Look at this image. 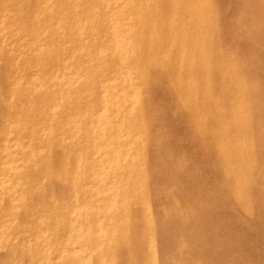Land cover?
I'll use <instances>...</instances> for the list:
<instances>
[{"label":"bare ground","instance_id":"bare-ground-1","mask_svg":"<svg viewBox=\"0 0 264 264\" xmlns=\"http://www.w3.org/2000/svg\"><path fill=\"white\" fill-rule=\"evenodd\" d=\"M210 1V0H209ZM214 2V0H212ZM216 1V0H215ZM248 1V0H247ZM222 2V1H221ZM219 0V4L221 3ZM233 2V1H231ZM240 2V0L238 1ZM243 3H245V1H242ZM251 2V1H250ZM211 3V1H210ZM237 3V2H236ZM241 3V2H240ZM248 3V2H247ZM252 3V2H251ZM218 4L219 7L220 5ZM222 4V3H221ZM253 4V3H252ZM232 5V4H231ZM235 5V3H234ZM237 5V4H236ZM249 5V4H248ZM206 6V5H205ZM224 6V5H223ZM240 6V5H239ZM210 7V6H209ZM213 7V6H212ZM244 7V5H243ZM242 7V8H243ZM245 7H248L245 5ZM244 7V9H245ZM254 7V6H253ZM221 8V6H220ZM229 8V7H228ZM252 8V7H251ZM214 9V7H213ZM227 9V8H226ZM240 9V8H239ZM254 9V8H253ZM251 9V10H253ZM247 10V9H246ZM259 10V8H258ZM231 11V10H230ZM240 12V10H239ZM243 12V11H242ZM250 12V11H249ZM238 13V12H237ZM244 13V12H243ZM259 13V12H258ZM209 14V13H208ZM217 14V11H216ZM240 14V13H239ZM252 14V13H251ZM257 14V13H256ZM207 15V14H206ZM204 13V9L201 5V0H0V55L5 53H9L11 55H13V57H15L13 60L19 63L20 60L24 61V67H22V69L25 70V74H23L24 76L26 75V80L25 82H23V80L21 81L20 76L18 74H14V76H10L7 75L6 78L8 76H10L9 78H11L10 81V86L7 83L8 87L7 90H10V94L7 96L6 92H4V88L3 85L5 86L6 84L4 83L2 85V90L3 91L2 95H5L7 97V100L9 98L10 102L12 100H16L21 98L22 101L25 100L26 102V107L24 111L25 115L27 116V123L24 125H20L17 124L16 127L17 128H21L22 126H26L27 130L30 133V145L33 147V149L31 150L32 156H36L37 155H41L45 160V165L47 164L48 160H53V151L58 150L60 151V160L62 161L61 166H63V170L61 172H59V174L57 175L58 179L65 183V179L67 178L66 181V192L68 190V195H69V199L68 202H62L59 197V203L62 202V204L60 205H56L58 206V210L60 211L59 215H63L62 211L65 213L64 215H66V217L68 218L69 221V225H70V233H67L68 236L65 237L63 242L66 244V246H62V244L59 246V248L57 249V255L55 254V252L53 253L54 255H56L55 259H56V263L57 264H62V259L66 256L67 253L70 252L69 256L70 259L72 260L70 262V264H113L114 261L113 259H110L109 262L106 259V254L109 253H118L120 251V249H123L125 247V244L122 245V248H120L119 243L121 242L120 240L123 238V234H125V232L127 233V230L125 231L126 227H125V223L128 220L127 217V213L129 212L130 209H134L136 208V211H140L139 213H143V211L146 213L147 210V195H148V183H149V177L147 173V167L145 164L142 163L143 159V151L141 152L140 148L138 149L137 147L140 145V138L139 135H134V131L136 130H143V125H140L139 122V118H137L134 114L136 113L137 108H139L138 106V98L139 95H142L140 93L141 88L143 87V83L145 80V74L144 73H140V71L144 68V70L146 69L147 66H158V62L160 61H164L165 58L167 57L168 53L171 51V49L174 47V45L176 44L177 37L180 39V43L176 44L180 47L179 51L176 53H180L181 51L185 50H191L189 49L190 44H191V39L192 36H200V38L198 39L200 41L201 36H212V38L214 36H222V31L220 32L219 27L222 26L219 23L215 24L213 23L210 19H208ZM236 15V14H235ZM233 15V18L238 17ZM241 15V14H240ZM239 15V16H240ZM210 16V15H209ZM213 16H214V12H213ZM219 16V15H218ZM211 17V16H210ZM221 17V16H220ZM213 18V17H212ZM216 18V17H215ZM240 18V17H238ZM246 18V17H244ZM248 18V16H247ZM221 19V18H220ZM223 19V18H222ZM226 20V18H224ZM243 19V18H242ZM249 19V18H248ZM254 20V18H253ZM216 20H214L215 22ZM224 21V20H223ZM221 21L220 23L222 24ZM238 21V20H236ZM247 21V19H246ZM225 22V21H224ZM227 22V20H226ZM232 22V21H231ZM217 23V22H216ZM253 23V22H252ZM256 23V22H255ZM225 24V23H224ZM233 24V23H230ZM230 24L227 25L226 28H229ZM239 24V23H238ZM241 24V23H240ZM229 26V27H228ZM261 26V25H260ZM236 27V26H235ZM264 27V25H263ZM222 28H224L222 26ZM235 29V28H232ZM254 29V27H253ZM253 29H251L252 31H254ZM222 30V29H221ZM231 28L228 30L230 31ZM261 30V29H260ZM242 32V31H240ZM251 32V31H250ZM256 32V31H255ZM253 32V33H255ZM232 33V31H231ZM252 33V35H253ZM257 33V32H256ZM227 34V33H226ZM225 36H228V34ZM230 34V33H229ZM235 34V32H234ZM258 34V33H257ZM260 34V33H259ZM232 35V34H230ZM247 35V34H246ZM249 35V33H248ZM247 35V36H248ZM255 35V34H254ZM160 36H166L165 40H167L166 42H164L163 44H158L159 37ZM224 36V37H225ZM235 36V35H234ZM237 36V35H236ZM246 36V37H247ZM251 35H249L248 38H250ZM261 36V35H260ZM161 37V38H162ZM195 38V37H194ZM216 38V37H215ZM214 38V39H215ZM221 38V37H220ZM231 38V37H230ZM233 38V37H232ZM247 38V39H248ZM214 39H211L214 41ZM217 39V38H216ZM226 41L227 38L225 37ZM223 38V41L225 40ZM241 39V38H240ZM253 39V38H252ZM221 40V39H220ZM234 40V39H233ZM243 40L246 42L245 38H243ZM255 40V39H254ZM198 42V45H201V43ZM222 40L220 42H223ZM231 41V40H230ZM235 41H237L235 39ZM232 41V42H235ZM253 41V40H248V42ZM258 41V40H257ZM163 42V40H162ZM228 42V41H227ZM240 42V41H239ZM256 42V41H255ZM155 43V45H154ZM215 43V42H214ZM216 43L217 40H216ZM244 43V42H242ZM253 43V42H252ZM210 44V43H209ZM240 44V43H239ZM239 44H235L236 46ZM248 44V43H247ZM246 44V45H247ZM250 44V43H249ZM255 44V43H254ZM263 44V43H262ZM197 45V46H198ZM212 45V43L210 44V46ZM216 44H214L215 46ZM221 44H218L217 46H219ZM225 45V43H224ZM223 45V46H224ZM245 46V44H243ZM251 45V44H250ZM249 45V46H250ZM209 46V47H210ZM222 46V45H221ZM232 46V44L230 45ZM247 46V47H249ZM253 46V45H252ZM251 46V47H252ZM264 46V45H263ZM161 47V48H159ZM176 47V46H175ZM177 47V49L179 48ZM235 47V46H234ZM191 48V47H190ZM198 48V47H197ZM204 48V47H203ZM216 48V46L214 47ZM218 48V47H217ZM229 49V47H226ZM233 48V47H231ZM238 48V47H237ZM246 48V47H244ZM242 48L243 50H246ZM176 49V48H175ZM201 48H199L198 50H200ZM210 49V48H209ZM213 50V47L211 48ZM210 49V50H211ZM221 49V47H220ZM225 49V48H224ZM241 49V48H240ZM237 49V50H240ZM158 50V51H157ZM197 50V51H198ZM211 50V51H212ZM236 50V49H235ZM195 50L192 49V53ZM143 52H145L147 54V56H145V59L142 60V58L140 56H143ZM190 52V51H188ZM218 52L219 49H218ZM224 51H222L223 53ZM246 52V51H245ZM253 52V51H252ZM250 52V53H252ZM187 53V52H186ZM191 53V52H190ZM188 53V54H190ZM201 53V50H200ZM208 53V52H207ZM214 53V50H213ZM217 53V52H216ZM216 53H214V55L217 57L220 53H218V55H216ZM227 53V52H226ZM233 53V51H232ZM231 53L232 56H234ZM238 52H236L235 54H237ZM240 53V52H239ZM242 53V52H241ZM238 54V55H241ZM254 53V52H253ZM7 54V55H9ZM182 54V53H181ZM198 54V53H197ZM259 54V53H258ZM7 55H4L7 56ZM178 55V54H177ZM187 55V54H186ZM196 55V54H193ZM204 55V54H202ZM201 55V56H202ZM224 55V54H223ZM238 55H236L238 57ZM245 55V54H244ZM176 56V55H175ZM189 56V55H187ZM199 56V55H198ZM198 56H196V58H198ZM199 56V57H201ZM210 56V55H209ZM220 56H222L220 54ZM230 56V55H227ZM247 56V55H246ZM251 56V55H250ZM249 56V57H250ZM257 56V55H255ZM3 57V58H4ZM8 57V56H7ZM5 57V59L7 58ZM139 57V59H138ZM211 57V56H210ZM209 57V58H210ZM214 57V56H213ZM211 57V58H213ZM223 57V56H222ZM245 57V56H244ZM2 58V57H1ZM2 58V59H3ZM11 58V56H9V59ZM160 58V59H159ZM208 58V57H207ZM208 58V60H209ZM218 58V57H217ZM216 58V59H217ZM226 58V57H225ZM224 58V59H225ZM228 58V57H227ZM230 58L232 59V57L230 56ZM243 58V57H241ZM246 58V57H245ZM177 59V61H176ZM175 59V61L178 63V65L181 67V65L185 62H191L193 60V56H191L188 60L185 58V55H179V57L177 56V58ZM200 60V58H198ZM204 59V57H203ZM223 59V60H224ZM238 59V58H237ZM248 59V57H247ZM256 59V58H255ZM174 60V59H173ZM172 60V61H173ZM199 60H196L198 62H200ZM219 60V58H218ZM228 60V59H227ZM236 60V58H235ZM245 60V59H244ZM262 59H260L261 61ZM8 61V59H7ZM195 61V62H196ZM206 61V60H204ZM212 61H214L212 59ZM226 61V60H225ZM224 61V62H225ZM231 61V60H230ZM233 61V59H232ZM242 61V59H241ZM10 62V61H9ZM12 62V61H11ZM10 62V63H11ZM193 62V61H192ZM2 63V61H1ZM17 63V65H18ZM23 62H21L22 64ZM197 63V62H196ZM211 63V62H210ZM222 62H220L221 64ZM232 63V62H231ZM234 63V62H233ZM3 64H7V63H2L0 64L1 66V72L3 71V73L5 74L4 69H2V66L5 67V65ZM20 64V63H19ZM20 64V65H21ZM173 64V62H172ZM198 64V63H197ZM203 65V62L200 63ZM215 64V63H214ZM218 64V61L216 62V66ZM219 64V65H220ZM161 65V63H160ZM160 65L158 67H160ZM260 66L262 64H259ZM10 66V65H9ZM13 66H16L13 65ZM156 66V67H157ZM201 66V65H200ZM232 66V65H231ZM253 66V65H252ZM6 71L10 69H8V65H6ZM19 67V66H17ZM155 67V68H156ZM170 67L173 68V66L171 65ZM206 67V66H205ZM213 68V65L211 66ZM242 67V66H241ZM21 68V67H20ZM154 68V67H153ZM152 68V69H153ZM193 68V67H192ZM196 68V67H195ZM204 68V67H203ZM211 68V69H212ZM216 68V67H215ZM228 68V67H227ZM250 70L251 67L249 66ZM157 69V68H156ZM177 69V68H176ZM202 69V68H201ZM231 69V68H230ZM158 70V69H157ZM175 70V69H172ZM206 70V69H205ZM204 70V71H205ZM227 70V69H226ZM229 70V68H228ZM249 70V69H248ZM249 70V72H250ZM254 70V69H253ZM262 70V69H260ZM11 71V70H10ZM15 71H17V68H13L12 69V73H15ZM18 71H21V69H18ZM193 71V69H192ZM203 71V70H202ZM216 71V70H215ZM246 71V70H245ZM0 72V73H1ZM248 72V71H247ZM261 72V71H260ZM9 73V72H8ZM18 73V72H17ZM24 73V72H23ZM175 73V72H173ZM205 73V72H204ZM214 73V72H213ZM230 73V72H229ZM234 73V72H233ZM244 72H242V76ZM259 73V72H257ZM2 74V73H1ZM0 74V75H1ZM3 74V76H0V80H4L1 79L3 78L5 75ZM11 74V73H9ZM22 74V73H19ZM152 74V73H151ZM206 74V73H205ZM220 74V73H219ZM227 74V72H226ZM231 74V73H230ZM154 75V74H153ZM157 75V74H156ZM163 75V74H161ZM201 75V74H200ZM214 75V74H212ZM216 75H218L216 73ZM229 75V74H227ZM251 75V74H250ZM215 76V75H214ZM226 76V75H225ZM236 76V74H235ZM239 76V75H238ZM241 76V75H240ZM154 76L151 77V79ZM159 77V76H158ZM161 77V76H160ZM202 77V76H201ZM227 77V76H226ZM225 77V78H226ZM229 77V76H228ZM231 77V76H230ZM246 77V76H245ZM244 77V78H245ZM259 77V76H258ZM257 77V78H258ZM164 77H161V80ZM195 78V77H194ZM232 78V77H231ZM23 79V78H22ZM160 79V78H159ZM158 79V80H159ZM196 79V78H195ZM214 79V78H213ZM219 79V78H218ZM229 79V78H228ZM235 79H237V77H235ZM241 79V77H240ZM246 79V78H245ZM244 79V80H245ZM251 79V78H250ZM254 79V77H253ZM251 79V80H253ZM256 79V77H255ZM264 78H262L261 80H263ZM149 80V79H147ZM156 80V79H155ZM165 80V79H164ZM170 80V79H169ZM206 80V79H205ZM217 80V79H216ZM232 80V79H229ZM239 80V79H238ZM249 80V79H248ZM251 80L249 82H251ZM153 81V80H152ZM167 81V80H166ZM165 81V82H166ZM185 81V80H184ZM183 81V82H184ZM218 81V80H217ZM226 81H228L226 79ZM234 81V80H233ZM232 81V82H233ZM259 81V79H258ZM7 82V80H6ZM155 82V81H154ZM159 82H161V84L163 85L162 81H158L157 84H159ZM176 82V81H175ZM229 82V81H228ZM231 82V81H230ZM231 82V83H232ZM255 82V80H254ZM257 82V81H256ZM264 82V80H263ZM1 83V82H0ZM3 83V81H2ZM153 83V82H152ZM155 83V84H156ZM168 83V82H167ZM217 83V82H216ZM234 83V82H233ZM237 82H235L236 84ZM244 85L246 84V81L243 82ZM248 83V82H247ZM154 84V83H153ZM152 84V85H153ZM160 84V85H161ZM165 84V83H164ZM169 84V83H168ZM171 84V83H170ZM173 84V83H172ZM219 84V82H218ZM226 84V83H225ZM238 84V83H237ZM239 84L241 85L242 83L239 80ZM238 84V85H239ZM252 84V82H251ZM254 84V83H253ZM258 84V82H257ZM260 84V83H259ZM258 84V85H259ZM150 85V84H149ZM150 85V87L152 86ZM166 85V84H165ZM221 85H224L223 83ZM228 85V83H227ZM232 85V84H231ZM239 85V87H240ZM200 86V85H199ZM213 86V85H212ZM226 86V85H225ZM237 88L238 86L235 85ZM243 86V85H242ZM247 86V84H246ZM256 86V84H255ZM263 86V85H260ZM160 87V86H159ZM172 87V86H171ZM170 87V88H171ZM174 87V86H173ZM217 87V85H216ZM228 87V86H226ZM225 87V88H226ZM248 87V86H247ZM250 87V86H249ZM248 87V88H249ZM251 87H254L251 86ZM218 88V87H217ZM224 88V87H223ZM229 88V87H228ZM227 88V90H228ZM261 88V87H259ZM258 88V89H259ZM159 89V88H156ZM167 89V88H166ZM203 89V88H201ZM219 89V88H218ZM236 89V88H235ZM234 89V90H235ZM240 90V88H238ZM243 89L245 90V87L243 86ZM241 89V90H243ZM251 89V88H249ZM254 89V88H253ZM251 89V90H253ZM256 89V88H255ZM6 90V91H7ZM204 90V89H203ZM202 90V91H203ZM223 91V89H221ZM237 90V89H236ZM240 90V91H241ZM262 90V89H261ZM7 91V93H8ZM152 91V90H151ZM150 91V94H151ZM171 91V90H170ZM200 90V92H202ZM219 91V90H218ZM225 91V90H224ZM223 91V93H224ZM229 91V90H228ZM254 91V90H253ZM257 91V89H256ZM214 92V91H213ZM227 92V91H226ZM230 92V91H229ZM237 92V91H236ZM242 92V91H241ZM239 92L238 95H241ZM258 92V91H257ZM257 92H255L257 94ZM261 92V91H260ZM263 92V91H262ZM154 93V92H153ZM173 93V92H172ZM231 93V92H230ZM228 93V94H230ZM234 93V91L232 92ZM231 93V96H232ZM245 93V91L243 92ZM249 93V92H248ZM204 93H202L203 96ZM222 94V92H221ZM227 94V95H228ZM259 94V93H258ZM262 94V93H260ZM259 94V95H260ZM176 95V94H174ZM173 95V96H174ZM217 95V94H215ZM220 95V94H219ZM251 95V94H250ZM248 95V96H250ZM150 96V95H149ZM152 96V95H151ZM172 96V94H171ZM201 96V95H200ZM231 96L229 98H231ZM258 96V95H257ZM264 96V94L262 95ZM145 97V96H144ZM153 97V96H152ZM151 97V98H152ZM157 97V96H156ZM180 97V96H179ZM178 97V98H179ZM223 97V95H222ZM253 97V96H252ZM251 97V98H252ZM256 97V95L254 96V98ZM260 96H258L259 98ZM5 98H0L1 99V103L2 100ZM24 98V100L22 99ZM146 98V97H145ZM149 98V97H148ZM218 98V96H217ZM216 98V99H217ZM220 98V96H219ZM234 98H236L234 96ZM239 97L237 96V100H240L238 102L239 105H237L236 110L239 111V116L240 118V127H242V129H246L247 125V134L245 131L244 134H239V138L238 140H236V142H234L235 144V148H238L240 150H242L241 152H239V157L237 156L236 161L230 163L228 161L225 162L226 167L232 168L233 170H238L237 173V177L235 178V188L233 189V194L235 196V198L240 197V193H242V186L244 185V183L250 181L251 186H253L254 188V193L256 192V190L259 188V183L260 180L263 179L261 178V175L263 176L262 172L260 170V163L262 161V159L260 158V155H262L264 153V144L261 145L262 143H260V135L256 134V131L254 129L255 123L257 125H261V127H264V121L261 124H258L257 122H255V116L253 115V113L251 114V111L253 112V110L255 109V106H252V110L250 111V115L247 113L246 116V110L248 111L249 108H246V110L244 109V106L246 105L245 102H243L244 98L238 99ZM261 98V97H260ZM225 99V98H222ZM227 99V98H226ZM250 98H248L247 100H249ZM253 99V98H252ZM20 100V101H21ZM172 100V98H171ZM177 100V97H176ZM213 100V98H212ZM215 100V99H214ZM218 102L221 99H217ZM229 100V99H228ZM231 100V99H230ZM234 100V99H233ZM246 99L244 101H247ZM254 100V99H253ZM256 100V99H255ZM254 100V101H255ZM259 100V99H258ZM257 100V101H258ZM18 101V100H17ZM19 101V102H20ZM146 101L147 98H146ZM151 101V100H149ZM153 101V100H152ZM227 101V100H226ZM225 101V102H226ZM256 101V102H257ZM25 102H23L24 106H25ZM174 102V101H173ZM181 102V101H180ZM222 102V100H221ZM220 102V103H221ZM229 102V101H227ZM231 102V101H230ZM249 102V101H248ZM247 102V104H248ZM251 102V100H250ZM259 102V101H258ZM263 102V101H262ZM7 103V102H6ZM145 103V102H143ZM147 104L150 102H146ZM152 103V102H151ZM178 105H182L179 104V101L177 102ZM220 103L218 105H220ZM245 103V104H244ZM264 103V102H263ZM13 104V103H12ZM21 104V103H19ZM208 104V103H207ZM223 104V102H222ZM228 104V103H227ZM230 104V103H229ZM252 104V103H250ZM261 104V103H260ZM8 105V104H7ZM11 105V104H10ZM22 105V104H21ZM20 105V106H21ZM144 105V104H143ZM158 105V104H157ZM216 105V104H215ZM234 105V103H233ZM9 106V105H8ZM151 106V105H150ZM154 105H152L151 109L156 107H153ZM156 106V105H155ZM250 106V105H249ZM261 106V105H260ZM4 108L6 106H3ZM145 107H149L146 106ZM214 107V106H213ZM221 108V106H219ZM227 107V105H226ZM232 107V105L230 106ZM248 107V106H247ZM264 107V106H263ZM2 108V107H1ZM0 108V109H1ZM8 108V107H7ZM23 108V107H22ZM223 108V107H222ZM235 108L234 106L232 107V109ZM251 108V107H250ZM260 108V107H259ZM12 109V108H11ZM15 109V107H14ZM150 109V110H151ZM154 109V110H155ZM171 109V107H170ZM176 109V107H175ZM174 109L173 112H175L174 114L177 115L176 110ZM179 109V108H178ZM262 109V108H261ZM6 110V109H5ZM148 110V109H146ZM212 110V108H211ZM215 110V108L213 109ZM230 110V109H229ZM228 110V111H229ZM234 110V109H233ZM232 110V111H233ZM235 110V111H236ZM245 110V111H244ZM260 110V109H259ZM7 111V110H6ZM149 111V110H148ZM152 111V110H151ZM157 111V110H156ZM155 111V112H156ZM160 111V110H159ZM181 111V110H180ZM178 111V112H180ZM221 111V110H220ZM231 111V112H232ZM255 111V110H254ZM262 111V110H260ZM11 112H14L11 111ZM10 112V114H11ZM16 112H18L16 110ZM153 112V111H152ZM152 112L149 115H152ZM172 112V113H173ZM184 112V111H183ZM210 113V111H208ZM224 112V111H222ZM9 113V112H8ZM7 113V114H8ZM62 113L63 115V119L59 118V114ZM148 113V112H147ZM157 113V112H156ZM160 113V112H159ZM216 113V112H215ZM6 114V112H5ZM6 114V115H7ZM18 114V113H17ZM137 114V113H136ZM186 114V113H183ZM182 112L180 113V115H183ZM213 114V112H212ZM226 114V112H225ZM228 114V113H227ZM230 114V113H229ZM254 114L256 115V113L254 112ZM258 114V112H257ZM6 115L4 116L5 119L9 120V118H13V116L16 115H10L6 118ZM9 115V114H8ZM135 116L132 120L131 123L128 122V118L130 119L132 116ZM156 115V114H155ZM174 115V116H176ZM179 115V114H178ZM214 115V114H213ZM211 115V116H213ZM249 115V118H248ZM260 115L263 116V114H258V117H260ZM153 116V115H152ZM162 116V115H161ZM158 117V118H161ZM184 116V115H183ZM20 117V116H19ZM22 117V116H21ZM151 117V116H150ZM149 117V118H150ZM154 117V116H153ZM152 119H157V117ZM192 117V116H190ZM189 117V118H190ZM17 118V117H16ZM15 118V120H16ZM188 118V119H189ZM201 119L202 117H197V119ZM209 118V117H208ZM263 118V117H262ZM25 119V118H24ZM151 118L149 120H152ZM164 119V118H162ZM183 119V118H182ZM185 119V118H184ZM214 119V117H213ZM259 119V118H258ZM6 120V121H7ZM23 120V118H22ZM186 120V119H185ZM191 120V118H190ZM248 120V122H247ZM263 120V119H261ZM18 121V120H17ZM156 122L157 125V121L158 120H154ZM152 121V123L154 122ZM168 121V120H167ZM187 121V120H186ZM191 121H195V120H191ZM190 121V122H191ZM258 121V120H257ZM4 121H2L1 125L3 124ZM19 122H20V118H19ZM25 122V121H24ZM150 123V121H148ZM147 122V123H148ZM154 122V123H155ZM160 122V121H159ZM158 122V123H159ZM162 122V121H161ZM169 122V121H168ZM180 122V121H179ZM216 122V121H213ZM10 124V122H8ZM152 123H150V125H152ZM187 123V122H186ZM209 123H211L209 121ZM5 124V123H4ZM8 124V125H9ZM161 124V123H160ZM159 124V125H160ZM194 124V123H193ZM213 124V123H212ZM216 124V123H215ZM7 125V123H6ZM5 125V126H6ZM11 125V124H10ZM9 125V126H10ZM147 125V124H146ZM155 125V126H156ZM184 125H188L184 124ZM190 125V126H189ZM188 127L191 129V124H189ZM210 125V124H209ZM208 125V126H209ZM229 125V124H228ZM12 126V125H11ZM14 126V125H13ZM149 126V124H148ZM166 125H164V129ZM169 126V125H168ZM171 126V125H170ZM211 126V125H210ZM209 126V127H210ZM214 126V125H213ZM212 126V127H213ZM219 126H221L219 124ZM13 129L14 131L16 130ZM147 127V126H146ZM167 127V126H166ZM176 127V126H175ZM193 127V125H192ZM216 127H218L216 125ZM236 127V125H235ZM257 127V126H256ZM8 128V127H5ZM25 128V127H24ZM22 128V129H24ZM154 128V127H153ZM211 128V127H210ZM214 128V127H213ZM222 128V127H221ZM220 128V129H221ZM231 128V127H230ZM149 129V127H148ZM152 130V127L151 129ZM155 130L157 129L158 131V125L157 127L154 128ZM153 129V130H154ZM168 129V127H167ZM223 129V128H222ZM232 130H234L233 128H231ZM237 129V128H236ZM239 129V128H238ZM261 129V128H260ZM3 130V129H2ZM21 130V129H20ZM19 130V131H20ZM154 130V131H155ZM160 130V127H159ZM162 130V129H161ZM169 130H172L171 128ZM217 130V129H216ZM259 130V129H258ZM5 131V130H4ZM7 131V130H6ZM5 131V132H6ZM10 129H8L9 133ZM17 130V132H19ZM26 131V130H25ZM24 131V132H25ZM196 131H199L198 129H196ZM215 131V130H214ZM262 131L264 132V129H262ZM259 133L261 134V137L264 140V133L263 132ZM3 133L4 135L6 133ZM12 132V131H11ZM22 132V131H21ZM164 132L161 131V133ZM172 133V131H170ZM186 132V131H185ZM211 132V131H210ZM234 133L236 132L235 130L233 131ZM160 134V132H158ZM165 133H169V132H165ZM165 133H162L161 135H165ZM218 133L217 132H214ZM220 133V131H219ZM24 134V133H22ZM149 134V132H148ZM158 134V135H159ZM213 134V135H214ZM225 134V133H224ZM229 134V132H228ZM2 135V136H4ZM7 135V134H6ZM17 135V134H16ZM15 135V136H16ZM25 135V134H24ZM151 135V134H149ZM157 135V134H155ZM157 135V136H158ZM160 135V136H161ZM169 135V134H166ZM165 135V136H166ZM173 136V134H171ZM197 135V134H196ZM202 135V134H201ZM219 136V134H217ZM232 135V133H231ZM236 135V134H235ZM29 136V135H28ZM165 136L163 139H165ZM200 136V135H199ZM197 136V137H199ZM238 136V135H237ZM14 137V136H13ZM26 137V136H25ZM24 137V138H25ZM155 137V136H154ZM159 137V136H158ZM171 137V136H170ZM183 137V136H182ZM195 137V136H194ZM216 137V135H215ZM228 137V136H227ZM3 138V137H2ZM1 138V139H2ZM6 138V137H5ZM157 138V137H156ZM155 138V140H156ZM160 138V139H159ZM159 141H162V137H159ZM169 138V136H168ZM175 138V137H174ZM173 138V139H174ZM231 138V137H228ZM152 139V138H150ZM158 139L155 142H159ZM162 139V140H161ZM167 139V138H166ZM201 140V138H199ZM213 139V138H212ZM259 143H258V140ZM11 140V138H10ZM231 140V139H230ZM24 141V140H23ZM27 141V140H25ZM29 141V140H28ZM212 141V140H211ZM232 141V140H231ZM1 142V141H0ZM16 142V141H15ZM18 142V141H17ZM163 142V141H162ZM164 142H167V140H165ZM204 142V141H201ZM200 142V143H201ZM214 142V141H213ZM5 143V142H4ZM29 143V142H28ZM152 143V142H151ZM150 143V147H152ZM154 143V142H153ZM264 143V142H263ZM6 144V143H5ZM14 144V143H12ZM155 144V143H154ZM158 144V143H156ZM155 144V145H156ZM172 144V143H171ZM212 144V143H211ZM228 144V143H226ZM3 145V142H2ZM10 145V144H8ZM15 145V144H14ZM159 145V144H158ZM158 145L156 146V148H159ZM202 145V143L200 144V146ZM214 145V144H213ZM212 145V146H213ZM233 145V144H232ZM1 146V145H0ZM29 146V145H28ZM171 146V145H170ZM211 146V145H210ZM165 147V146H164ZM174 147V144H173ZM7 150V147H5ZM3 146H1L0 149H4ZM154 148V146L152 147ZM163 147H160V149ZM167 148V147H165ZM172 148V147H171ZM171 148L169 150H171ZM177 147L175 146V149ZM205 148V147H204ZM208 148V147H207ZM14 149V148H13ZM18 149V148H17ZM20 149V148H19ZM142 149V148H141ZM148 149V148H147ZM155 149V148H154ZM203 149V148H202ZM206 149V148H205ZM210 149V148H209ZM208 149V150H209ZM9 150V149H8ZM174 150V149H173ZM179 150V149H178ZM207 150V149H206ZM207 150V151H208ZM213 150V149H212ZM228 150V149H227ZM3 152V150H0V152ZM16 151V150H14ZM153 151V150H152ZM157 152V150H155ZM153 151V152H155ZM168 151V150H167ZM196 151V150H195ZM204 151V150H203ZM8 153V151H6ZM4 151V154H2L1 156L5 155L6 153ZM148 152V151H147ZM150 152V151H149ZM152 152V153H153ZM155 152V153H156ZM159 152V151H158ZM173 152V151H171ZM215 151L213 150V153ZM228 152V151H227ZM51 153V154H50ZM55 153V152H54ZM151 153V154H152ZM155 153L153 154V156L155 155ZM205 153V152H203ZM207 153V152H206ZM218 153V151H217ZM235 153V151H234ZM261 153V154H260ZM158 154V153H157ZM167 154V153H165ZM7 155V154H6ZM12 155V154H11ZM55 155V154H54ZM170 155V153H169ZM167 155V156H169ZM173 155V154H171ZM179 155V154H178ZM212 155V153H211ZM210 155V156H211ZM217 155V154H216ZM220 155V154H218ZM217 155V156H218ZM0 156V157H1ZM30 157V159H33V157ZM150 157L152 155H149ZM161 155H159L160 157ZM174 156V155H173ZM196 156V155H194ZM208 156V155H207ZM215 156V155H213ZM215 156V157H217ZM5 157V156H4ZM13 157V156H12ZM158 157V158H159ZM163 157V156H162ZM264 157V156H263ZM262 157V158H263ZM2 158V157H1ZM15 158V157H14ZM20 158V157H19ZM57 158V157H56ZM55 158V159H56ZM155 158H157L155 156ZM165 158V157H164ZM164 158L162 160H164ZM181 157H179L180 159ZM212 158V156H211ZM214 158V157H213ZM233 158V157H232ZM11 159V158H9ZM8 159V160H9ZM37 159V158H36ZM39 159H41L39 157ZM154 159V158H153ZM173 159V158H172ZM176 160H178L176 157L174 158ZM196 159V158H195ZM195 159H193L195 161ZM204 159V158H203ZM227 159V158H226ZM235 159V158H234ZM233 159V160H234ZM16 160V159H15ZM147 160V159H146ZM156 162H154L153 160V165H155L157 163L158 159H155ZM161 160V158L159 159V161ZM220 161V159H217ZM1 161V160H0ZM150 161V160H149ZM175 161V160H174ZM186 160H184L185 162ZM216 161V160H215ZM7 162V161H6ZM11 162V161H9ZM14 162V161H13ZM20 162V161H19ZM57 162L56 165H60L58 164V162L60 161H55ZM137 162V164H136ZM163 162V161H161ZM169 162V161H168ZM172 162V161H171ZM183 162V163H184ZM212 162V160H211ZM217 162V161H216ZM2 163V161L0 162ZM5 163V162H4ZM23 163V162H22ZM25 163V162H24ZM23 163V164H24ZM30 163V162H29ZM54 163V162H53ZM152 163V162H149ZM178 163V162H177ZM186 163V162H185ZM189 163H192L191 161ZM213 163V162H212ZM21 164V162L19 163V165ZM27 166L29 165L28 163ZM34 164V163H33ZM32 164V165H33ZM44 165V163H42ZM41 164V165H42ZM147 164V163H146ZM181 163H179L178 165L180 166ZM195 164V163H194ZM193 164V165H194ZM219 164V162L217 163ZM1 165V164H0ZM35 165V164H34ZM159 165V164H157ZM167 165V164H166ZM175 165L176 162H175ZM174 165V166H175ZM187 165V163H186ZM191 165V164H190ZM189 165V166H190ZM213 165V164H212ZM8 166H4L3 167H9ZM38 166L40 167V164H38ZM156 166V165H155ZM154 166V167H155ZM161 166V165H159ZM165 166V165H164ZM178 166V167H179ZM183 166V164L181 165V167ZM196 166V165H194ZM220 165H218L219 167ZM223 166V165H221ZM29 167H32L29 165ZM58 167V166H57ZM153 168V166H151ZM162 167V166H161ZM168 167V166H167ZM186 167V166H184ZM198 168V166H196ZM10 168V167H9ZM41 168V167H40ZM39 168V169H40ZM44 168V167H42ZM71 168V169H69ZM160 168V167H159ZM174 168V167H173ZM177 167H175L174 169H176ZM190 168V167H188ZM187 168L186 172H189ZM215 168V166H214ZM221 168V167H220ZM33 169V168H32ZM35 169V167H34ZM38 169V167H37ZM56 169V166L54 168V170ZM59 169V168H58ZM57 169V172H58ZM150 169V168H149ZM164 169V168H163ZM167 169V168H165ZM172 169V168H171ZM174 169H172V171H174ZM180 169V167H179ZM178 169V170H179ZM185 169V168H184ZM193 169V166H192ZM196 169V168H194ZM199 169V168H198ZM197 169V170H198ZM211 169V168H210ZM224 169V168H223ZM222 169V170H223ZM36 170V169H35ZM152 170V169H150ZM156 170H160V169H156ZM155 170V171H156ZM181 170H183L181 168ZM196 170V171H197ZM200 170V169H199ZM217 171V169H214ZM34 171V170H32ZM31 171V172H32ZM38 171V170H37ZM49 171V170H48ZM154 171V169H153ZM154 171V172H155ZM164 171V170H163ZM168 171V170H167ZM212 171V170H211ZM220 171V170H219ZM218 171V172H219ZM1 172V171H0ZM15 172V171H13ZM25 173L28 171H24ZM157 172V171H156ZM162 172V171H160ZM175 172V171H174ZM177 172V171H176ZM181 172V171H180ZM184 172V171H183ZM182 172V173H183ZM190 172H195V171H190ZM200 172V171H199ZM202 172V171H201ZM30 173V172H29ZM33 173V172H32ZM37 173V172H36ZM50 173V172H49ZM53 173V172H52ZM152 173V172H151ZM171 171L168 173L170 176ZM197 172H195L196 174ZM206 173V172H205ZM224 173V172H223ZM28 174V173H26ZM41 174V173H40ZM159 174V173H158ZM168 174L165 176L167 177ZM179 174V173H178ZM186 174V173H184ZM200 174V173H197ZM216 174V173H215ZM220 174V172L218 173ZM217 174V175H218ZM226 177H228V173L225 171ZM2 175V174H1ZM33 175V174H32ZM39 175V174H38ZM51 175V174H50ZM49 175V176H50ZM155 174H153L154 176ZM175 175V174H174ZM187 175V174H186ZM189 175V174H188ZM203 177V172L200 174ZM213 174H211L212 176ZM221 175V174H220ZM26 175H24L25 177ZM48 176V177H49ZM54 176V174H53ZM51 175V177H53ZM161 176L162 175H158ZM177 176V175H176ZM181 176V174H180ZM196 176V175H195ZM205 176V175H204ZM216 176V175H214ZM34 177V175L32 176ZM31 177V178H32ZM47 177V178H48ZM163 177V178H165ZM171 177V176H170ZM169 177V179H170ZM185 177V175H184ZM191 177V176H190ZM198 177V176H196ZM219 177V175H218ZM224 177L225 176H221ZM50 178V177H49ZM154 178V177H153ZM157 178V177H156ZM155 178V179H156ZM172 179L174 177H171ZM204 178V177H203ZM217 178V177H216ZM159 179V178H157ZM162 179V178H161ZM185 179V178H184ZM182 178V180H184ZM190 179V178H189ZM200 179V178H199ZM218 179V178H217ZM216 179V180H217ZM31 180V179H28ZM35 180V179H34ZM46 180V179H45ZM153 180V179H151ZM168 180V179H167ZM166 180V181H167ZM178 181L181 179H177ZM191 180V179H190ZM195 180V179H194ZM201 180V179H200ZM205 180H207L205 178ZM210 180V179H209ZM207 180V181H209ZM229 180V179H228ZM49 181V180H48ZM51 181V180H50ZM57 181V180H56ZM55 181V182H56ZM59 181V182H60ZM163 181V180H162ZM174 181V179H173ZM173 181H168L173 183ZM197 181V180H195ZM204 181V180H203ZM220 181V180H219ZM223 181V180H222ZM221 181V182H222ZM32 182V181H31ZM54 181H51V183H49L50 185L52 183L55 184ZM58 182V181H57ZM56 182V185L58 184ZM153 182V181H152ZM150 182V183H152ZM156 182V183H155ZM155 184H157V182L155 180ZM175 182V181H174ZM177 182V181H176ZM182 182V181H180ZM189 182V181H188ZM218 182V181H217ZM229 182V181H228ZM153 183V185H154ZM163 183V182H162ZM207 183V182H206ZM216 183V182H215ZM3 184V183H2ZM34 184L37 185V183L34 182ZM46 184V183H45ZM48 184V183H47ZM46 184V185H47ZM175 184V183H174ZM185 184V183H183ZM182 184V186H183ZM217 184V183H216ZM215 184V185H216ZM225 184H228L227 181ZM258 184V186H257ZM264 184V183H263ZM10 185V184H8ZM22 185V184H21ZM45 185V186H46ZM59 185V184H58ZM62 185V183H60V186ZM160 185V184H159ZM165 185V184H163ZM176 185V184H175ZM179 185V183H178ZM188 185V183L186 184V186ZM191 185V182H190ZM189 185V186H190ZM198 185V184H196ZM223 185V184H222ZM232 184H230L231 186ZM262 185V183L260 184V186ZM52 186V185H51ZM58 186V187H60ZM64 186V185H63ZM155 186V185H154ZM151 186V187H154ZM169 186V184H168ZM173 186V185H171ZM170 186V187H171ZM180 186V185H179ZM208 186V184H207ZM248 186V185H247ZM48 187V186H47ZM157 187V186H155ZM162 187V186H161ZM165 186H163L162 191L167 189H164ZM185 187V186H184ZM197 187V186H196ZM214 187V186H213ZM221 187V186H220ZM224 187V186H222ZM264 187V186H263ZM262 187V188H263ZM19 188V187H18ZM53 188V186H52ZM65 186L62 188L64 189ZM180 188V187H179ZM183 188V187H181ZM199 188V187H198ZM216 188V187H215ZM233 188V187H232ZM28 189V188H27ZM60 189V190H62ZM153 189V188H152ZM158 189V188H157ZM160 189V188H159ZM172 189V188H171ZM191 189V188H189ZM219 189V188H218ZM48 190V189H47ZM156 190V188H155ZM169 190V188H168ZM174 190V189H173ZM176 190V189H175ZM174 190V191H175ZM187 190V188H186ZM200 189H198L199 191ZM208 190V189H207ZM63 191V190H62ZM158 191V190H157ZM156 191V192H157ZM161 191V190H159ZM163 191V194H164ZM165 191V193H166ZM170 191V190H169ZM172 191V190H171ZM172 191V192H174ZM181 191V189H180ZM209 191V190H208ZM212 191V190H211ZM223 191V190H222ZM230 191V190H229ZM44 192L47 193V191L45 190ZM53 192V191H51ZM65 192V194H66ZM153 192V191H152ZM154 192L156 195L157 193ZM177 191H175V195L179 196L178 194H176ZM214 192V191H213ZM217 192V191H216ZM220 191H218L219 193ZM224 192V191H223ZM228 192V191H226ZM36 193V192H35ZM45 193V195H46ZM50 193V191H49ZM62 193V192H61ZM168 193V192H167ZM171 193V192H169ZM179 193V190L178 192ZM183 193V192H182ZM182 193H181V197H182ZM206 193V192H205ZM12 194V193H11ZM52 195V193H50ZM49 194V195H50ZM153 194V195H155ZM162 194V192L158 193ZM187 194V193H186ZM184 194V195H186ZM189 194V193H188ZM187 194V195H188ZM210 194V193H209ZM228 194V193H226ZM29 195V194H28ZM44 195V196H45ZM58 195V193H57ZM63 195V193H62ZM67 195V196H68ZM166 195L170 194H165ZM190 195V194H189ZM205 195V194H204ZM211 195V194H210ZM209 195V196H210ZM215 195V194H214ZM225 195V194H223ZM10 196V195H9ZM48 196V195H47ZM163 196V195H162ZM161 196V198H162ZM174 196V194H173ZM193 196V195H191ZM195 196V194H194ZM213 196V193H212ZM219 197V195H217ZM215 196V197H217ZM231 195H229L230 197ZM252 196V195H251ZM261 196V195H260ZM43 197V196H41ZM49 197V196H48ZM47 197V198H48ZM53 197L55 198V194L53 195ZM155 197V196H154ZM164 197V196H163ZM168 197V196H167ZM166 197V198H167ZM171 197V196H170ZM188 197V196H187ZM196 197V196H195ZM199 197V196H198ZM224 197V196H222ZM228 197V195H227ZM228 197V198H229ZM233 197V196H232ZM254 197V196H253ZM263 197V196H262ZM21 198V197H20ZM35 198V197H34ZM40 198V197H39ZM46 198V197H45ZM43 199L44 203L46 200V206L47 203H49V199L47 202V199ZM50 198V197H49ZM57 198V197H56ZM65 198V197H64ZM64 198L62 199L64 201ZM156 198V197H155ZM174 198H177L176 196H174ZM184 198V197H183ZM211 198V197H210ZM228 198H226L228 200ZM1 199V198H0ZM152 199H154L152 197ZM160 199V196L159 198ZM171 200L172 197L170 198ZM185 200H187L186 198H184ZM200 199V198H199ZM205 199V198H203ZM219 199V198H217ZM223 199V198H222ZM219 199V200H222ZM261 199V198H260ZM264 199V198H263ZM32 200V199H31ZM30 200V201H31ZM37 200V199H36ZM51 200V199H50ZM165 200V198H164ZM164 200H161L162 202ZM175 200V199H174ZM181 200V199H180ZM179 200V201H180ZM195 200V199H194ZM206 200V199H205ZM262 200V199H261ZM34 203V199L32 200ZM31 201V202H32ZM53 201V200H52ZM57 201V203H58ZM157 201V200H156ZM178 201V198H177ZM254 201V198H253ZM259 201V200H258ZM23 202V201H22ZM37 202V201H35ZM42 202V200H41ZM155 202V200L153 201ZM158 202V201H157ZM156 202V203H157ZM166 202V201H164ZM163 202V203H164ZM169 202V201H168ZM176 202V200L174 201ZM182 200L179 202L181 203ZM185 202V201H184ZM187 202V201H186ZM191 202V201H190ZM194 202V201H193ZM214 202V201H213ZM228 202V201H227ZM227 202L223 203L227 205ZM232 202V201H231ZM257 202V201H256ZM1 203V202H0ZM8 202H6L7 204ZM32 203V204H33ZM43 203V204H44ZM52 203V202H51ZM160 203V202H158ZM170 203V202H169ZM168 203V204H169ZM174 206L173 201L171 202ZM170 203V205H171ZM178 203V202H176ZM189 203V201H188ZM192 203V202H191ZM197 203V202H196ZM220 203V202H219ZM261 203V201H260ZM262 203H264V201H262ZM10 204V208H11V203ZM155 204V203H154ZM205 204L204 203V207L205 208ZM233 204V202H232ZM236 204V203H235ZM233 204V205H235ZM258 204V203H257ZM134 205V208H133ZM160 205H162L160 203ZM165 205V203H164ZM183 205V203H182ZM187 205V204H186ZM190 205V203H189ZM199 205V204H198ZM209 203H207V207H208ZM225 205V206H226ZM232 205L233 208H237L238 204L235 205V207ZM245 206H247L246 204H243ZM254 205V203H253ZM262 205V204H261ZM264 205V204H263ZM1 206V205H0ZM31 206V205H30ZM45 206V207H46ZM51 206V205H50ZM53 206V203H52ZM55 206V207H56ZM156 205H153V207ZM179 207H181V205H178ZM195 206V203H194ZM197 206V204H196ZM195 206V207H196ZM224 206V207H225ZM4 207V206H3ZM1 207V208H3ZM24 207V206H23ZM158 207V204H157ZM176 207V205H175ZM184 207V206H183ZM182 207V208H183ZM200 207V206H199ZM206 207V208H207ZM213 207V206H211ZM223 207V208H224ZM0 208V210H1ZM6 208V206H5ZM35 208V207H34ZM41 208V207H40ZM39 208V209H40ZM159 208V212L161 211L160 208H162V206L158 207ZM164 208V206H163ZM170 208V212L173 213L174 208L173 207H167ZM166 208V209H167ZM181 208V209H182ZM215 208H217V210L219 208L222 207H217L215 206ZM222 208V209H223ZM226 208V207H225ZM230 208V206H229ZM260 208H264L263 206ZM4 209V208H3ZM28 209H31L30 207H28ZM37 209V208H36ZM48 209V207H47ZM166 209H165V214L166 213ZM215 211L214 207L211 208ZM231 209V208H230ZM238 209V208H237ZM10 210V209H9ZM44 210V209H43ZM50 210V208L48 209ZM47 210V211H48ZM157 210V208H156ZM155 209H153V211H156ZM180 210V209H179ZM184 208L181 210L183 211ZM194 210V209H193ZM234 212H237V210L235 211V209H232ZM230 210V211H232ZM2 211V210H1ZM4 211V210H3ZM23 211V209L21 210ZM41 211V210H40ZM164 211V210H163ZM162 211V213H163ZM173 213V216L175 214ZM185 211V210H184ZM222 211V210H221ZM228 211V209H227ZM256 211V209H255ZM6 212V211H5ZM33 211H31L32 214ZM35 213H37L36 211H34ZM158 212V213H159ZM170 212H168V215L170 214ZM178 212V211H176ZM188 212V210H187ZM204 212V211H203ZM206 212V211H205ZM210 212V211H208ZM242 212V211H241ZM260 212V211H258ZM3 213V212H2ZM1 213V215H3ZM29 213V212H28ZM133 213V212H132ZM156 213V212H155ZM161 213V212H160ZM161 213V214H162ZM200 216H201V212ZM216 213V212H215ZM238 213V212H237ZM263 213V210H262ZM38 214V213H37ZM139 214V215H140ZM177 214V213H176ZM180 214V212L178 213V215ZM187 214V213H186ZM184 214V215H186ZM206 214V213H205ZM210 214V213H209ZM208 214V215H209ZM231 214V213H230ZM40 215V213H39ZM52 215V213H51ZM54 215V214H53ZM52 215V216H53ZM132 215V214H131ZM138 215V214H137ZM164 215V213L162 214ZM172 215V214H171ZM170 215V216H171ZM182 215V214H181ZM184 215L183 218H184ZM188 215V214H187ZM203 215V213H202ZM211 215V214H210ZM228 215V214H227ZM243 215V213H242ZM26 216V215H25ZM25 216H22L23 219ZM144 217H146V215H143ZM158 216H160L158 214ZM166 215H164L163 217H165ZM172 216L173 219H175ZM205 216V215H204ZM213 216V215H212ZM246 217V215H243V217ZM260 213H259V218H260ZM2 217V216H1ZM28 217V216H27ZM25 217V221L26 218ZM37 216L35 215V218ZM134 219L136 216H133ZM144 217H138L139 220H141V218ZM163 217L160 218L162 219V221H165V219L163 220ZM167 217V216H166ZM188 217L189 220V216ZM191 217V216H190ZM211 217V216H210ZM215 217V216H213ZM229 218H231V215L228 216ZM240 217V214L238 215V218ZM34 217H31L30 219H32ZM50 218V217H49ZM53 218V217H52ZM169 218V219H172ZM180 220L182 217H179ZM237 218V217H236ZM2 219V218H0ZM22 219V222H24ZM29 219V220H30ZM56 221H61L60 223H62V225L64 226V223L62 222L64 219L62 216H59V218H53ZM137 219V217H136ZM157 219V218H156ZM160 219V220H161ZM177 219V218H176ZM171 220L172 222H176ZM201 219V218H200ZM241 219V218H240ZM243 219V218H242ZM241 219V220H242ZM21 220V219H20ZM47 220V219H46ZM49 220V219H48ZM52 220V219H51ZM67 220V219H66ZM65 222H68L66 221ZM145 220V218H144ZM158 220V219H157ZM158 220L157 224L160 223L161 221ZM168 220V219H167ZM183 220V219H182ZM186 220V219H185ZM244 220V219H243ZM252 220V219H251ZM34 221V222H33ZM32 221V225L33 223H36L35 219H33ZM146 223L148 221V219L145 220ZM160 221V222H159ZM170 221V220H168ZM132 222V221H131ZM139 222V221H136ZM144 222V221H143ZM180 222V221H179ZM190 222V221H187ZM197 222V220H196ZM195 222V223H196ZM200 222V221H199ZM216 222V220H215ZM243 222V221H242ZM17 223V222H16ZM26 223V222H24ZM51 224V221L49 222ZM133 223V222H132ZM165 223V222H163ZM178 223V220H177ZM176 223V224H177ZM194 223V222H193ZM194 223V225H195ZM198 223V222H197ZM213 223V221H212ZM249 223V222H248ZM30 224V221L29 223ZM48 224V223H47ZM131 224V223H130ZM135 224V223H134ZM132 224V225H134ZM140 224V223H139ZM142 224V222H141ZM167 224V222H166ZM173 224V223H172ZM175 224V225H176ZM180 223H178V227ZM229 224V222H228ZM6 225V223H5ZM9 225V224H8ZM18 225V224H17ZM27 225V224H26ZM37 225V224H36ZM35 225V226H36ZM164 225V224H163ZM175 225L173 224V226L175 227ZM193 225V227H194ZM197 225V224H196ZM206 225V224H205ZM212 225V224H211ZM214 225V223H213ZM217 226V224H215ZM214 225V226H215ZM14 226V225H13ZM60 226V225H59ZM61 226V227H63ZM66 226V225H65ZM131 226V225H130ZM145 226V225H144ZM143 226V227H144ZM148 227V225H146ZM145 226V227H146ZM161 226V225H160ZM169 225H167L168 227ZM184 226V224H183ZM182 226V227H183ZM188 226H191L190 224H188ZM188 226L187 227L188 229ZM222 226V225H221ZM6 227V226H5ZM4 227V228H5ZM16 226L13 227V230ZM24 227V226H23ZM22 227V228H23ZM30 227V226H29ZM47 227V225H46ZM51 227V226H50ZM49 227V229H50ZM139 227V226H137ZM172 227V226H171ZM170 228L169 231H166L165 233L167 234V232L169 233H174V232H170ZM177 227V226H176ZM175 227V229H176ZM192 227V229H193ZM227 227V225H226ZM257 227V226H256ZM260 227V226H259ZM264 227V226H263ZM4 228H2V230H4ZM21 228V227H19ZM25 228V227H24ZM35 228V227H34ZM44 228V227H43ZM59 228V227H58ZM57 230H60L58 229ZM136 228V227H134ZM142 226L139 227V229L141 230ZM211 228V226H210ZM209 228V229H210ZM214 228V227H213ZM229 227H227L226 229H228ZM26 229V228H25ZM56 229V228H55ZM63 229V228H62ZM66 229V227H65ZM148 229V228H147ZM158 229V228H157ZM163 229V228H161ZM172 229H174L172 227ZM180 230H182V228H179ZM178 229V230H179ZM186 229V230H187ZM191 229V230H192ZM195 229V228H194ZM222 229V228H221ZM258 229V228H257ZM1 230V231H2ZM34 230V229H33ZM37 230V229H36ZM40 230V229H39ZM57 230H55L56 232H58ZM68 230V226L67 229ZM65 230V231H66ZM133 230V228H132ZM136 230V229H135ZM139 230V231H140ZM142 228V232L144 234V232H146V230ZM160 230V228H159ZM185 231V229H183ZM190 230V231H191ZM196 230V229H195ZM233 230V228H232ZM253 230V229H252ZM263 230V229H261ZM134 231V230H133ZM138 231V230H137ZM138 231V232H139ZM148 231V230H147ZM162 231V230H160ZM159 231V232H160ZM194 231V230H193ZM199 231V229H198ZM217 231V229H216ZM215 231V233H216ZM35 233H37V231L34 230ZM51 232V230H50ZM63 232V230H62ZM61 232V233H62ZM135 232V231H134ZM142 232L140 231L139 234H142ZM164 233V230L162 231ZM160 232V233H162ZM186 232V231H185ZM189 232V231H188ZM200 232V231H199ZM205 232V231H204ZM218 232V231H217ZM260 232V229H259ZM263 232V231H262ZM14 233V232H13ZM164 233V235H165ZM175 235H179V233L177 234V232H175ZM193 233V232H191ZM190 233V234H191ZM196 233V232H195ZM201 233V232H200ZM213 235L215 234L214 232H212ZM2 234V232L0 233ZM46 233H44L45 235ZM50 235V233H48ZM48 234H46L45 236H47ZM59 234V233H58ZM132 234V233H131ZM134 234V233H133ZM132 234V235H133ZM136 234V233H135ZM134 234V236H135ZM149 234V233H148ZM147 234V235H148ZM182 234V233H180ZM187 234V232H186ZM210 234V233H209ZM40 235V234H39ZM63 236V233L61 234ZM66 235V233H65ZM128 235V234H127ZM131 235V237H132ZM137 235V234H136ZM164 235H162L164 237ZM206 236V234H203ZM202 235V236H203ZM217 235V234H216ZM261 235V234H259ZM44 236V238H45ZM56 236V235H54ZM52 236V239L53 237ZM60 236V235H59ZM126 236V235H125ZM161 236V238H162ZM176 236V238H177ZM180 238L182 237L181 235H179ZM187 236V235H186ZM194 236H197V234H195ZM202 236L200 235L201 239ZM13 237V236H12ZM122 237V238H121ZM138 237H141L138 236ZM149 237V235H148ZM168 236L165 235L164 240L162 238L163 241H165V238H167ZM175 236L172 237V239ZM198 237V236H197ZM14 238V237H13ZM21 238V237H20ZM19 238V239H20ZM32 238V237H31ZM56 238V237H55ZM54 238V239H55ZM61 238V237H60ZM136 238V237H134ZM145 239V236L141 239ZM147 238V237H146ZM159 238V236H158ZM183 238V237H182ZM204 238V237H203ZM216 239V237H214ZM34 239V238H33ZM53 239V240H54ZM128 239V238H127ZM132 239V238H130ZM137 239V238H136ZM149 239V238H147ZM145 239V240H147ZM170 238L168 237V240ZM175 239V238H174ZM188 239V238H187ZM190 240H193V238H189ZM199 239V237H198ZM214 239V240H215ZM18 241V239H16ZM42 240V239H41ZM48 240V239H47ZM56 240V239H55ZM59 240V238H58ZM61 240V241H62ZM66 240V242H65ZM144 240V241H145ZM159 240V239H158ZM157 240V241H158ZM160 240V241H162ZM195 240V238H194ZM213 240V239H212ZM15 241V242H17ZM44 241V239H43ZM123 241V240H122ZM138 241V240H137ZM139 241L140 238H139ZM143 241V243H144ZM171 239L169 240V242L171 243ZM169 242H166V245L168 243V245H171ZM188 242V240L186 241ZM192 242V241H191ZM234 242V240H233ZM236 242V241H235ZM40 243V241H39ZM53 243V241H52ZM136 243V242H134ZM162 243V242H159ZM165 243V242H163ZM178 243V241H177ZM181 243L183 244V239L181 240ZM193 243V242H192ZM191 243V246H193V244ZM19 244V242H18ZM43 244V243H42ZM49 244V242H48ZM123 244V242H122ZM133 245V243H131ZM146 244V241H145ZM174 244V241H173ZM176 244V242H175ZM195 244V243H194ZM208 244V243H207ZM224 244V242H223ZM231 244V242H230ZM17 245V243H16ZM21 245V242L20 244ZM40 245V244H39ZM38 245V246H39ZM44 245V244H43ZM72 246V250H68L67 247L68 246ZM138 245H140L141 250L143 249V247L141 246V243H138ZM149 245V246H148ZM146 247V252H142L143 254L145 253V256L143 254H141L142 256H144L146 258V254L147 251L150 252L151 245L148 244ZM163 245V244H162ZM162 245H160L162 247ZM166 245H163L164 248H168L166 247ZM180 245V244H179ZM185 245V244H183ZM182 245V246H183ZM188 245V244H187ZM197 245H198V241H197ZM216 245H219L216 244ZM124 246V247H123ZM129 247V245H127ZM137 246V245H136ZM181 246V247H182ZM213 246V245H212ZM9 247V246H8ZM21 247V246H20ZM37 247V246H36ZM35 247V248H36ZM56 249V246H54ZM62 247V248H61ZM135 247V246H134ZM171 247H175V245L171 246ZM171 247H169L170 250ZM179 247V246H178ZM190 247V246H189ZM195 247V246H193ZM202 247V246H200ZM233 247V246H232ZM264 247V246H263ZM15 248V247H14ZM34 248V249H35ZM40 248V247H39ZM44 248V247H42ZM138 248V247H137ZM136 248V249H137ZM164 248H160L157 250H161V252L165 253V250L162 251V249ZM176 248H177V244H176ZM191 248V247H190ZM196 248V247H195ZM194 248V249H195ZM214 248V247H213ZM224 248L226 249V247L224 246ZM7 249V248H6ZM10 250V248H8ZM22 249V247H21ZM34 249L32 251H34ZM54 249V251H55ZM184 249V248H183ZM183 249H180L181 251ZM188 249V248H187ZM219 249V248H218ZM230 248H227V250ZM3 250V249H1ZM24 249L21 250V252H25L23 251ZM38 250V249H37ZM142 250V251H145ZM174 250L177 251V249L174 248ZM172 252H175V251ZM190 250V249H189ZM13 251V250H12ZM19 251V248H18ZM28 251V250H27ZM26 251V252H27ZM32 251H29L30 253ZM53 251V250H52ZM127 250H125L126 252ZM138 251V249H137ZM136 253L138 254L139 252ZM169 251V250H168ZM196 252L197 250H193ZM233 250L231 249V252ZM261 251V248H260ZM1 252V251H0ZM20 252V253H21ZM133 252H135V250H133ZM133 252L130 253V255L133 256ZM179 252V251H178ZM200 252V250H199ZM214 252V251H213ZM236 252V251H235ZM19 252L16 254H20ZM39 253L36 251V254ZM47 253V251H46ZM129 253V252H128ZM151 253V252H150ZM160 253V252H158ZM166 253L167 250H166ZM189 253V252H188ZM192 253V251H191ZM219 254L218 252H215V255ZM225 253V252H224ZM32 254V253H31ZM44 253L41 252V255ZM170 254V251H169ZM237 254V253H235ZM5 255V254H4ZM3 255V256H4ZM25 255V253H24ZM34 255V253L32 254ZM121 255V254H120ZM126 254H123V257ZM128 255V254H127ZM126 255V256H127ZM139 255V254H138ZM151 255V254H150ZM173 255V254H172ZM183 255V256H182ZM1 256V254H0ZM2 256V258L0 257V259H2L1 261L4 263L5 262V258ZM13 256V255H12ZM23 256V255H22ZM26 256V255H25ZM36 256V255H35ZM33 256V257H35ZM122 256V255H121ZM136 256V255H135ZM141 256V258H142ZM149 256V255H147ZM158 256H160L158 254ZM166 256V255H165ZM174 256V255H173ZM181 256L183 258H186L184 256H187V253L185 255L181 254ZM226 256V254H225ZM7 257V256H6ZM14 257V256H13ZM17 257V256H15ZM14 257V259H15ZM20 257V256H18ZM24 257V256H23ZM27 257V256H26ZM29 257V256H28ZM122 257V258H123ZM137 257V256H136ZM135 257V258H136ZM150 257V256H149ZM148 257V258H149ZM177 259V255L175 256ZM180 257V254H179ZM202 257V256H201ZM203 257H206L203 256ZM10 257H8L6 260H8ZM22 258V257H21ZM39 258V257H36ZM36 258H33L34 260ZM130 257H127V259ZM140 258L137 257V259ZM152 258V257H151ZM167 258H171L170 256L166 257ZM174 257H172L173 259ZM181 258V257H180ZM190 258H193L190 257ZM226 258V257H224ZM223 258V260H224ZM233 258V257H232ZM260 258V255H259ZM20 259V258H18ZM23 259V258H22ZM52 259V258H51ZM69 259V258H68ZM69 259V260H70ZM144 259V258H142ZM164 259V258H162ZM175 259L174 262H175ZM189 259V258H188ZM188 259H187V263H188ZM210 259V258H209ZM218 259V257H217ZM264 259V258H263ZM4 260V261H3ZM11 261L13 259H10ZM96 260V262H95ZM139 260V259H138ZM178 260H180L178 258ZM176 260V261H178ZM198 260V259H197ZM197 260H193L195 262H197ZM205 260V259H204ZM216 260V259H215ZM213 260V261H215ZM229 258L226 260L228 261ZM261 260V258H260ZM10 261V262H11ZM20 261V260H19ZM25 261V260H24ZM55 261V260H53ZM143 261H146L143 260ZM149 261V259L147 260ZM160 261V259L158 260ZM162 261V260H161ZM189 261H191L189 259ZM192 261V263H193ZM200 261V260H199ZM210 261V260H208ZM218 261H221L218 259ZM259 261V260H258ZM9 262V264H10ZM31 263L32 260L30 261ZM37 262V260H36ZM66 262V260H65ZM95 262V263H94ZM130 262V260L128 261V263ZM138 262V261H137ZM141 260H140V264H141ZM167 262V261H165ZM171 262V261H170ZM173 262V261H172ZM171 262V263H172ZM173 262V263H174ZM181 262V260L179 261ZM186 262V261H185ZM234 261H232L233 263ZM264 264V261L262 260ZM1 263V262H0ZM25 263V262H24ZM26 263L28 264L27 260ZM50 263V262H49ZM122 263V262H121ZM127 263V264H128ZM136 263V262H135ZM146 263V262H145ZM144 263V264H145ZM150 263V262H149ZM178 263V262H177ZM204 263V262H202ZM221 263H223V261H221ZM220 263V264H221ZM225 263V262H224ZM228 264V262H226ZM5 264H7V262H5ZM12 264V263H11ZM42 264V263H41ZM44 264V263H43ZM46 264V262H45ZM120 264V263H118ZM124 264V263H123ZM125 264H126V260H125ZM161 264V263H160ZM164 264V261L163 263ZM165 264H168L165 263ZM182 264V263H181ZM186 264V263H185ZM191 264V263H189ZM194 264V263H193ZM214 264V263H213ZM217 264V263H216ZM231 264V263H230ZM236 264V263H235ZM246 264V263H245Z\"/></svg>","mask_w":264,"mask_h":264},{"label":"rangeland","instance_id":"rangeland-1","mask_svg":"<svg viewBox=\"0 0 264 264\" xmlns=\"http://www.w3.org/2000/svg\"><path fill=\"white\" fill-rule=\"evenodd\" d=\"M210 1H211V3H210ZM201 0V5H202V7H203V9H204V13H205V17H207L208 19H210L213 23H215V24H220V25H222L224 28H222V26H220L219 27V29H220V32L222 31V36H214L213 38H212V36H209V37H205V36H201V39H200V41L198 40L199 38H200V36H192V39H191V44H190V47H189V49H191V50H185V52L184 51H181L180 50V53H176V52H178L179 51V49H180V47L178 46L179 44L178 43H180V39L177 37V42H176V44H178V45H174V47L171 49V51L168 53V55H167V57L165 58V60L164 61H160V62H158L159 64H158V66L160 65V63H161V65H160V67H158L157 65V67L156 66H147L146 67V69L144 70V68L140 71V73L139 74H141V73H144L145 74V80H144V83H143V87L141 88V91H140V93L142 94V95H139V98H138V106H139V108H137V110H136V113L134 114L137 118H139V122H140V125H143V130L141 129V130H135L134 132V135H139V138H140V145L137 147L138 149L140 148V150H141V152L143 151V154H144V156H143V161H142V163L143 164H145L146 165V169H147V173H149L148 174V181H149V183H148V195H147V210H146V213L143 211V213H139L140 211H136V208H135V210L134 209H130L129 210V212L127 213V217H128V220H127V222L125 223V227H126V229H125V231L127 230V233L125 232V234H123L122 236H123V238L120 240L121 242L119 243V246H120V248H122V245H124L125 244V247L123 248V249H120V251L118 252V253H109V254H106V259L108 260V262H109V260L110 259H113V261H114V263L113 264H118V263H120V264H125V260H126V264L128 263V261L130 260V262L128 263V264H140V260L142 261L141 262V264H144L145 262V264H162L163 263V261H164V264L165 263H167L168 262V264H189V263H191V264H220L221 263V261H223V263H221V264H227L226 262H228V264H261V263H263L262 262V260L264 261V208L262 209V208H260V206L262 207H264V203H262V201H264V153L262 154V155H260V158L262 159V161H261V163H260V170L261 171H263L262 172V174H263V176L261 175V178H263V179H261L260 180V183H259V186H258V184H257V186L259 187L257 190H256V192L254 193V188H253V186H251V183H250V181H248V182H246V183H244V185L242 186V193H240V197H239V199L238 198H235V196H234V194H233V189L235 188V178L237 177V171L238 170H233L232 168H229V167H226V164H225V162L226 161H228V162H230V163H232L233 161L235 162L236 161V159H237V156L239 157V152L238 151H242V150H240V149H238V148H236V149H234L233 150V148H235V143L234 142H236V140H238V138H239V134H244V132L243 131H245L246 132V134H247V128H248V125H250V124H248L247 125V128L246 129H242V127H240V116H239V111H240V109L237 111L236 110V108H237V105H239L238 104V102L240 101V100H238V101H236L237 99V96L239 97L238 99H241V98H244V100L246 99H248V98H250L249 100H247V101H244L243 100V102H245L246 103V105L244 106V109L246 110V108H249V110L247 111L246 110V116H247V113L250 115V111L252 110V106H255V111L253 110V112L251 111V114L253 113V115L255 116V122H257L258 124H261L263 121H264V96H262L263 94H264V82H263V80H261L262 78H264V27H263V25H264V0H244L245 1V3H243L242 1L243 0H240V2H238L239 0H220V2L222 3H220L219 4V0H214V2L212 1V0ZM231 1H233V2H231ZM253 3H251V2ZM237 2V3H236ZM248 2V3H247ZM234 3H235V5H234ZM218 4L221 6V8H220V6L219 7H216V6H218ZM232 4V5H231ZM237 4V5H236ZM249 4V5H248ZM206 5V6H205ZM224 5V6H223ZM240 5V6H239ZM243 5H244V7H245V5L246 6H248V7H245V9H244V7H243ZM210 6V7H209ZM214 7V9H213V7ZM254 6V7H253ZM229 7V8H228ZM243 7V8H242ZM252 7V8H251ZM227 8V9H226ZM240 8V9H239ZM254 8V9H253ZM258 8H259V10H258ZM247 9V10H246ZM251 9H253V10H251ZM231 10V11H230ZM239 10H240V12H239ZM216 11H217V14H216ZM244 13H243V12ZM250 11V12H249ZM213 12H214V16H213ZM238 12V13H237ZM259 12V13H258ZM209 13V14H208ZM241 15H240V14ZM252 13V14H251ZM257 13V14H256ZM236 14V15H235ZM211 17H210V16ZM219 15V16H218ZM233 15H235V16H237L238 15V17H240V18H238V17H235V18H233ZM240 15V16H239ZM221 16V17H220ZM247 16H248V18H247ZM213 17V18H212ZM216 17V18H215ZM244 17H246V18H244ZM221 18V19H220ZM223 18V19H222ZM224 18H226V20H227V22H226V20L224 19ZM243 18V19H242ZM253 18H254V20H253ZM246 19H247V21H246ZM214 20H216L215 22H214ZM225 22H224V21ZM236 20H238V21H236ZM221 21H223L222 22V24L220 23ZM232 21V22H231ZM217 22V23H216ZM253 22V23H252ZM256 22V23H255ZM225 23V24H224ZM230 23H233V24H230ZM239 23V24H238ZM241 23V24H240ZM228 24H230L228 27L229 28H226L227 27V25ZM261 25V26H260ZM236 26V27H235ZM253 27H254V29H253ZM231 28V30L230 31H228L229 29ZM232 28H235V29H232ZM222 29V30H221ZM251 29H253L254 31H252ZM261 29V30H260ZM231 31H232V33H231ZM240 31H242V32H240ZM251 31V32H250ZM258 33H256V32ZM234 32H235V34H234ZM253 32H255V33H253ZM228 34V36H225V34ZM232 34V35H230V34ZM248 33H249V35H251L250 36V38H248L249 37V35H248ZM252 33H253V35H252ZM260 33V34H259ZM226 34V35H227ZM248 36H247V35ZM255 34V35H254ZM235 35V36H234ZM237 35V36H236ZM261 35V36H260ZM227 38V41H226V39H225V37ZM247 36V37H246ZM162 36H160L159 37V40H161V43H160V41H158V44L160 45V44H163L164 42H166L167 40H165V38H166V36H163L162 38H161ZM195 37V38H194ZM217 39H216V38ZM231 37V38H230ZM233 37V38H232ZM198 38V39H197ZM215 38V39H214ZM223 38L225 39L224 41H223ZM241 38V39H240ZM243 38H245V40H246V42L243 40ZM248 38V39H247ZM253 38V39H252ZM211 39H214V41L213 40H211ZM223 41V42H220L221 40ZM234 39V40H233ZM235 39L237 40V41H235ZM253 40V41H250V42H248V40ZM255 39V40H254ZM162 40H163V42H162ZM216 40H217V42L218 43H216ZM231 40V41H230ZM258 40V41H257ZM197 41H199L200 43H201V45H198V42ZM232 41H235V42H232ZM240 41V42H239ZM256 41V42H255ZM215 42V43H214ZM242 42H244V43H242ZM253 42V43H252ZM212 43V45L210 46V44ZM224 43H225V45H224ZM239 44V46L237 45H235V44ZM248 43V44H247ZM251 45H250V44ZM255 43V44H254ZM263 43V44H262ZM214 44H216L215 46H216V48H214L215 46H214ZM218 44H221V45H219V46H217ZM232 44V46H230ZM243 44H245V46L243 45ZM247 44V45H246ZM154 45H155V43H154ZM198 45V46H197ZM224 45V46H223ZM250 45V46H249ZM253 45V46H252ZM176 46V47H175ZM210 46V47H209ZM235 46V47H234ZM247 46H249V47H247ZM252 46V47H251ZM177 47H179L178 49H177ZM198 47V48H197ZM204 47V48H203ZM213 47V50H214V53H216V55H218V53H220L222 56H220V54L217 56L218 58H219V60H218V58L214 55V53H213V50L211 49ZM218 47V48H217ZM220 47H221V49H220ZM226 47H229V49L228 48H226ZM231 47H233V48H231ZM238 47V48H237ZM244 47H246V48H244ZM159 48H161V47H159ZM176 48V49H175ZM199 48H201L200 50H201V53H200V50H198ZM212 50H210V49ZM225 48V49H224ZM241 48V49H240ZM242 48H244V49H246V50H243ZM192 49L193 50H195L193 53H192ZM218 49H219V51L220 52H218ZM236 49V50H235ZM237 49H240V50H237ZM198 50V51H197ZM158 51V50H157ZM188 51H190V52H188ZM222 51H224L223 53H222ZM232 51H233V53H232ZM246 51V52H245ZM254 53H253V52ZM187 52V53H186ZM208 52V53H207ZM227 52V53H226ZM236 52H238L237 54H235ZM241 53V55H238V54H240ZM250 52H252V53H250ZM182 53V54H181ZM188 53H190V54H188ZM198 53V54H197ZM231 53L234 55V56H232L231 55ZM259 53V54H258ZM7 54H9V53H4L3 54V56H2V54L0 55V64H2V63H7V64H3V65H5V67L4 66H2V69H4L5 68V70H4V72H5V74L3 73V71L1 72V67H0V72L2 73H0L1 75V77L3 76V74L5 75L3 78H1V79H4V80H0V87H2V85L5 83L6 85L4 86L3 85V87L2 88H4L5 90H4V92H6V95L8 96L10 93V90L8 91L7 90V88H10V87H8V85H7V83L9 84V86H10V79L11 78H9L10 76H14V74H18V75H20V76H23V77H20L21 78V81L23 80V82H25V80H26V75L24 76L23 74H25V70L24 69H22V67H24V61H22V60H20L19 61V63L21 64V62H23L21 65L16 61H14L15 59V57H13V55H11V54H9V55H7ZM178 54V55H177ZM189 55V56H187V55ZM193 54H196V55H193ZM202 54H204V55H202ZM224 54V55H223ZM245 54V55H244ZM4 55H7V56H5V57H7L6 59H5V57H4ZM176 55V56H175ZM179 55L181 56V55H185V58L188 60L191 56H193V62L191 61V62H185V63H183L182 65H181V67L178 65V63L176 62L177 61V56L179 57ZM201 56V57H199V56ZM211 57H213V58H211ZM227 55H230L231 57H232V59H233V61H232V59L230 58V56H227ZM236 55H238V57L236 56ZM247 55V56H246ZM251 55V56H250ZM255 55H257V56H255ZM9 56H11V58L9 59ZM145 56H147V54L145 53V52H143V56H140L141 58H142V60L143 59H145ZM196 56H198V58H200V60L198 59V58H196ZM246 58H245V57ZM250 56V57H249ZM3 59H2V58ZM203 57H204V59H203ZM209 58V60H208V58ZM226 57V58H225ZM228 57V58H227ZM241 57H243V58H241ZM247 57H248V59H247ZM217 58V59H216ZM225 58V59H224ZM235 58H236V60H235ZM238 58V59H237ZM256 58V59H255ZM7 59H8V61H7ZM14 59V60H13ZM138 59H139V57H138ZM160 59V58H159ZM174 59V60H173ZM175 59H176V61H175ZM212 59L214 60V61H212ZM224 59V60H223ZM228 59V60H227ZM241 59H242V61H241ZM245 59V60H244ZM260 59H262L261 61H260ZM173 60V61H172ZM196 60H199L200 62H198V61H196ZM204 60H206V61H204ZM226 60V61H225ZM231 60V61H230ZM1 61H2V63H1ZM11 63H10V62ZM198 63H196V62ZM218 61V66H216L215 64H216V62ZM225 61V62H224ZM172 62H173V64H172ZM203 62V65L202 64H200V63H202ZM211 62V63H210ZM220 62H222L221 64H220ZM232 62V63H231ZM234 62V63H233ZM17 63H18V65H17ZM215 63V64H214ZM16 64V66H13V65H15ZM220 64V65H219ZM259 64H262L261 66L259 65ZM6 65H8V69H9V67H10V69L9 70H7L6 71ZM10 65V66H9ZM173 66V68L172 67H170V66ZM201 65V66H200ZM213 65V68L211 67ZM232 65V66H231ZM253 65V66H252ZM1 66V65H0ZM17 66H19V67H17ZM206 66V67H205ZM242 66V67H241ZM249 66L251 67V70H250V68H249ZM21 67V68H20ZM158 69H156V68ZM193 67V68H192ZM196 67V68H195ZM204 67V68H203ZM216 67V68H215ZM229 68V70H228V68ZM15 69V68H17V71H15V73H12L11 71H12V69ZM153 68V69H152ZM177 68V69H176ZM202 68V69H201ZM212 68V69H211ZM231 68V69H230ZM18 69H21V71H18ZM172 69H175V70H172ZM192 69H193V71H192ZM206 69V70H205ZM227 69V70H226ZM250 70V72H249V70ZM254 69V70H253ZM260 69H262V70H260ZM11 70V71H10ZM203 70V71H202ZM205 70V71H204ZM216 70V71H215ZM246 70V71H245ZM248 71V72H247ZM261 71V72H260ZM11 73V74H9V73ZM18 72V73H17ZM24 72V73H23ZM173 72H175V73H173ZM206 74H205V73ZM214 72V73H213ZM226 72H227V74H229V75H227L226 74ZM231 74H230V73ZM234 72V73H233ZM242 72H244L243 73V75H245V76H242ZM257 72H259V73H257ZM19 73H22V74H19ZM152 73V74H151ZM216 73L218 74V75H216ZM220 73V74H219ZM154 74V75H153ZM157 74V75H156ZM161 74H163V75H161ZM201 74V75H200ZM212 74H214V75H212ZM235 74H236V76H235ZM251 74V75H250ZM7 75H10V76H8L7 78H6V76ZM227 77H226V76ZM239 75V76H238ZM241 75V76H240ZM152 76H154L152 79H151V77ZM159 76V77H158ZM164 77V78H162V80H161V77ZM202 76V77H201ZM229 76V77H228ZM232 78H231V77ZM259 76V77H258ZM196 79H195V78ZM226 77V78H225ZM235 77H237V79H235ZM240 77H241V79H240ZM246 79H245V78ZM253 77H254V79H253ZM255 77H256V79H255ZM258 77V78H257ZM23 78V79H22ZM160 78V79H159ZM214 78V79H213ZM219 78V79H218ZM232 79V80H229V79ZM253 79V80H251V79ZM10 81H9V80ZM147 79H149V80H147ZM156 79V80H155ZM160 81H162V83H163V85L161 84V82H159V84H157L158 83V81L159 80ZM165 79V80H164ZM170 79V80H169ZM206 79V80H205ZM218 81H217V80ZM226 79L229 81H226ZM240 80V82L242 83L241 85L239 84V80ZM245 79V80H244ZM249 79V80H248ZM258 79H259V81H258ZM6 80H7V82H6ZM153 80V81H152ZM167 80V81H166ZM185 80V81H184ZM234 80V81H233ZM251 80V82H252V84H251V82H249ZM254 80H255V82H254ZM2 81H3V83H2ZM155 81V82H154ZM166 81V82H165ZM176 81V82H175ZM184 81V82H183ZM232 83H231V82ZM244 81H246V84H247V86L249 87V88H251V89H253V90H251V89H249L247 86H246V84L244 85ZM258 82V84H257V82ZM154 84H153V83ZM157 82V83H156ZM169 84H168V83ZM217 82V83H216ZM218 82H219V84H218ZM235 82H237L239 85H240V87H239V85L236 83L235 84ZM248 82V83H247ZM156 83V84H155ZM166 85H165V84ZM171 83V84H170ZM173 83V84H172ZM224 84V85H221V84ZM226 83V84H225ZM227 83H228V85H227ZM254 83V84H253ZM152 85L151 87H150V85ZM161 84V85H160ZM232 84V85H231ZM255 84H256V86H255ZM200 85V86H199ZM213 85V86H212ZM216 85H217V87L219 88H217L216 87ZM228 86V87H226V86ZM235 85H237L238 86V88H240V90L241 89H243V86L245 87V90L243 89V90H239ZM243 85V86H242ZM254 85V87H251V86H253ZM260 85H263V86H260ZM160 86V87H159ZM172 86V87H171ZM174 86V87H173ZM171 87V88H170ZM224 87V88H223ZM226 87V88H225ZM259 87H261V88H259ZM2 88H0L1 90H2ZM156 88H159V89H156ZM167 88V89H166ZM201 88H203V89H201ZM227 88H228V90L232 93L233 91H234V93H232V96H231V93L227 90ZM237 90H236V89ZM257 89V91H256V89ZM259 88V89H258ZM221 89H223V91H224V93H223V91L221 90ZM235 89V90H234ZM262 89V90H261ZM0 90V98H5V97H7L6 95H5V93H4V95H2L3 93V91H1ZM8 91V93H7V91ZM152 90V91H151ZM171 90V91H170ZM200 90L202 91V92H200ZM219 90V91H218ZM150 91H151V94H150ZM214 91V92H213ZM227 91V92H226ZM237 91V92H236ZM245 91V93H243ZM261 91V92H260ZM263 91V92H262ZM154 92V93H153ZM173 92V93H172ZM221 92H222V94H221ZM239 92H241L240 94L241 95H238L239 94ZM249 92V93H248ZM255 92H257V94L255 93ZM202 93H204L203 94V96H202ZM228 93H230V94H228ZM260 93H262V94H259ZM171 94H172V96H171ZM174 94H176V95H174ZM215 94H217V95H215ZM220 94V95H219ZM228 94V95H227ZM251 94V95H250ZM150 95V96H149ZM153 97H152V96ZM174 95V96H173ZM201 95V96H200ZM222 95H223V97H222ZM248 95H250V96H248ZM256 95V97L254 98V96ZM260 96L259 98H258V96ZM147 98V100L148 101H146V98ZM157 96V97H156ZM180 96V97H179ZM217 96H218V98H217ZM219 96H220V98H219ZM231 96V98H229ZM234 96L236 97V98H234ZM253 96V97H252ZM149 97V98H148ZM152 97V98H151ZM176 97H177V100H176ZM179 97V98H178ZM255 100H253L252 98ZM171 98H172V100H171ZM212 98H213V100H212ZM221 99L222 100V102H223V104H222V102H221V100L218 102V100L217 99ZM222 98H225V99H222ZM227 98V99H226ZM23 100H24V98H22ZM215 99V100H214ZM229 99V100H228ZM231 99V100H230ZM234 99V100H233ZM259 99V100H258ZM18 100V101H17ZM21 100V98H19V99H16V100H12L11 102H10V100H9V98H8V100H7V98H5V99H3L2 100V103H1V99H0V145L1 146H3V148H5V147H7V150H6V148H5V150L4 149H0V150H3V152L1 151L0 152V156L2 155V154H4V151L6 152V151H8V153L6 152L5 153V155H3V156H1L0 157V160L2 161V163H0L1 165H0V208L1 207H3V208H1V210H0V218H2V219H0V233L2 232V234H0V254H1V258H2V256L5 258L4 260H5V262H7V264H9V262L11 261L10 259H13L11 262H10V264L12 263V264H27L26 263V260H27V262H28V264H45V262H46V264H57L56 263V259H55V257H56V255H57V249L59 248V246L62 244V246H66V244L63 242L64 240H62V239H64L65 237H67L68 236V234L67 233H70V223H69V221H68V218L69 217H66V215H64L65 213L62 211V214L63 215H59V213H60V211L58 210V206H56V205H61L62 204V206H63V203L64 202H68V197H69V195H68V190H67V192H66V188H67V186H66V181H67V178H64L65 179V183H63V182H61L59 179H58V177H57V175L59 174V172H61L62 170H63V166H61V165H63L62 164V161L60 160V151H58V150H55V151H53V152H51V153H53L52 155H53V160H48V162H47V164L45 165V159L41 156V155H37V157L36 156H32V153H31V150L33 149V147L30 145V133H29V131L27 130V127L26 126H22L21 128H17L16 127V125L17 124H20V125H24V124H26L27 123V121H28V119H27V116L25 115V113H24V111H22V110H25V107H26V102H25V100L24 101H20ZM149 100H151V101H149ZM153 100V101H152ZM229 101V102H227V101ZM250 100H251V102H250ZM259 102H258V101ZM20 101V102H19ZM174 101V102H173ZM179 101V104H182V105H178V102ZM181 101V102H180ZM226 101V102H225ZM231 101V102H230ZM249 101V102H248ZM257 101V102H256ZM263 101V102H262ZM7 102V103H6ZM23 102H25V106H24V104H23ZM143 102H145V103H143ZM146 102H150V103H146ZM152 102V103H151ZM221 102V103H220ZM247 102H248V104H247ZM13 103V104H12ZM19 103H21V104H19ZM208 103V104H207ZM220 103V105H218ZM228 103V104H227ZM230 103V104H229ZM233 103H234V105H233ZM244 103V104H245ZM250 103H252V104H250ZM261 103V104H260ZM9 106H8V105ZM11 104V105H10ZM144 104V105H143ZM145 104H146V106H149V107H145ZM158 104V105H157ZM216 104V105H215ZM21 105V106H20ZM152 105H154L153 107H156V109L155 108H153V109H151L152 107L151 106ZM156 105V106H155ZM226 105H227V107H226ZM232 105V107L234 106L235 108H233L232 109V107H230ZM250 105V106H249ZM252 105V106H251ZM261 105V106H260ZM3 106H6L5 108L3 107ZM214 106V107H213ZM219 106H221V108L219 107ZM248 106V107H247ZM8 107V108H7ZM14 107H15V109H14ZM23 107V108H22ZM170 107H171V109H170ZM175 107H176V109H175ZM223 107V108H222ZM251 107V108H250ZM260 107V108H259ZM12 108V109H11ZM179 108V109H178ZM211 108H212V110H211ZM215 108V110H213ZM262 108V109H261ZM7 111H6V110ZM146 109H148V110H146ZM153 111H151V110ZM155 109V110H154ZM174 109L176 110V113H177V115L176 114H174L175 112H173L174 111ZM230 109V110H229ZM262 110V111H260V110ZM14 110V112H11V111H13ZM16 110L18 111V112H16ZM157 110V111H156ZM160 110V111H159ZM181 110V111H180ZM221 110V111H220ZM229 110V111H228ZM233 110V111H232ZM236 110V111H235ZM244 110V111H245ZM157 113H156V112ZM178 111H180V112H178ZM184 111V112H183ZM208 111H210V113L208 112ZM222 111H224V112H222ZM232 111V112H231ZM5 112H6V114H5ZM10 112H11V114H10ZM148 112V113H147ZM152 112V115L156 118L157 117V119H154V120H158L157 121V125H158V131H157V129L155 130L154 128L155 127H157V125H156V122L152 119V115H147V114H150ZM160 112V113H159ZM173 112V113H172ZM182 112V114L183 113H186V114H183V115H180V113ZM212 112H213V114H212ZM216 112V113H215ZM225 112H226V114H225ZM254 112L256 113V115L254 114ZM257 112H258V114H263V116L262 115H260V117H258V114H257ZM18 113V114H17ZM228 113V114H227ZM230 113V114H229ZM16 115V116H13V118H12V116H11V118H9L8 116H10V115ZM156 114V115H155ZM179 114V115H178ZM6 115V118L8 117V119L9 120H7V119H5V116ZM63 114L62 113H60L59 114V118H62L63 119V116H62ZM132 116L130 119L128 118V122L129 123H131L132 122V120H133V118L135 117V116ZM162 115V116H161ZM174 115H176V116H174ZM211 115H213V116H211ZM249 115H248V118H249ZM20 116V117H19ZM22 116V117H21ZM151 116V117H150ZM161 116V118H158V117H160ZM190 116H192V117H190ZM202 117L201 119L199 118V119H197V117ZM17 117V118H16ZM135 117V118H136ZM152 119V120H149L150 118ZM153 117V118H154ZM191 118V120L193 119V120H195V121H191L190 120V118ZM209 117V118H208ZM213 117H214V119H213ZM263 117V118H262ZM15 118H16V120H15ZM19 118H20V122H19ZM22 118H23V120H22ZM25 118V119H24ZM162 118H164V119H162ZM183 118V119H182ZM187 120H185V119ZM189 118V119H188ZM259 118V119H258ZM261 119H263V120H261ZM7 120V121H6ZM18 120V121H17ZM169 122H168V121ZM258 120V121H257ZM2 121H4L3 122V124L1 125V123H2ZM25 121V122H24ZM148 121H150V123H152V121H154L153 123H152V125H150V123L148 122ZM160 121V122H159ZM162 121V122H161ZM180 121V122H179ZM191 121V122H190ZM209 121L211 122V123H209ZM213 121H216V122H213ZM262 121V122H261ZM8 122H10V124L12 125H10ZM148 122V123H147ZM159 122V123H158ZM188 123V125L189 124H191V129L188 127V125H184V124H187ZM247 122H248V120H247ZM5 123V124H4ZM6 123H7V125H6ZM161 123V124H160ZM194 123V124H193ZM213 123V124H212ZM216 123V124H215ZM10 126H9V125ZM147 124V125H146ZM148 124H149V126H148ZM160 124V125H159ZM211 126H210V125ZM219 124L221 125V126H219ZM229 124V125H228ZM6 125V126H5ZM14 125V126H13ZM156 125V126H155ZM164 125H166L167 127H168V129H167V127L165 126V128L166 129H164ZM169 125V126H168ZM171 125V126H170ZM192 125H193V127H192ZM211 127H209V126ZM214 125V126H213ZM216 125L218 126V127H216ZM235 125H236V127H235ZM255 125L257 126H254V129H255V131H256V129L258 128L259 130H260V132L262 131V129H264V127H261V125H257L256 123H255ZM147 126V127H146ZM176 126V127H175ZM190 126V125H189ZM214 128H213V127ZM5 127H8V128H5ZM15 127H16V130L14 131L13 129H15ZM148 127H149V129H151V127H152V130H149L148 129ZM154 127V128H153ZM159 127H160V130H159ZM223 129H222V128ZM233 128L236 132L234 133L233 131L234 130H232L231 128ZM22 128H24V129H22ZM172 129V130H169V129ZM221 128V129H220ZM237 128V129H236ZM239 128V129H238ZM261 128V129H260ZM3 129V130H2ZM8 129H10V131H9V133H7L8 132ZM21 129V130H20ZM147 129L149 130V131H147ZM155 131H154V130ZM162 129V130H161ZM196 129H198L199 131H196ZM217 129V130H216ZM257 129V131H256V134H258V135H260L259 137H260V143H262L261 145H263L264 143V140H263V138L261 137V134L259 133V130ZM6 132H5V131ZM17 130L19 131V132H17ZM26 130V131H25ZM164 130V132H162V133H165V132H169V133H165V135L166 134H169V135H161L162 133H161V131H163ZM215 130V131H214ZM12 131V132H11ZM22 131V132H21ZM25 131V132H24ZM170 131H172V133L170 132ZM186 131V132H185ZM211 131V132H210ZM218 131V133H215L214 134V132H217ZM219 131H220V133H219ZM6 133L5 135L3 134V133ZM148 132H149V134H151V135H149L148 134ZM158 132H160V134L158 133ZM228 132H229V134H228ZM263 132V131H262ZM22 133H24V134H22ZM225 133V134H224ZM231 133H232V135H231ZM264 133V132H263ZM17 134V135H16ZM155 134H159L158 136L159 137H162V139L164 138V136H165V139H161L163 142L165 141V140H167V142H164V145L163 144H160L162 141H159V137L157 136V135H155ZM171 134H173V136L171 135ZM197 134V135H196ZM202 134V135H201ZM214 134V135H213ZM217 134H219V136L217 135ZM236 134V135H235ZM2 135H4V136H2ZM16 135V136H15ZM29 135V136H28ZM161 135V136H160ZM200 135V136H199ZM215 135H216V137H215ZM238 135V136H237ZM14 136V137H13ZM26 136V137H25ZM155 136V137H154ZM168 136H169V138H168ZM171 136V137H170ZM183 136V137H182ZM195 136V137H194ZM197 136H199V137H197ZM231 137V138H228V137ZM3 137V138H2ZM6 137V138H5ZM25 137V138H24ZM157 137V138H156ZM175 137V138H174ZM2 138V139H1ZM10 138H11V140H10ZM150 138H152L153 140H155V138H156V140L158 139V141L160 142H155V141H153L152 139H150ZM167 138V139H166ZM174 138V139H173ZM199 138H201V140L199 139ZM213 138V139H212ZM232 141H231V140ZM24 140V141H23ZM25 140H27V141H25ZM29 140V141H28ZM212 140V141H211ZM258 140V139H257ZM16 141V142H15ZM18 141V142H17ZM201 141H204V142H201ZM214 141V142H213ZM2 142H3V145H2ZM6 144H5V143ZM29 142V143H28ZM152 142V143H151ZM156 144V143H158L159 145H160V147H163V148H161L160 149V147H159V145L158 144H154V143ZM162 142V143H163ZM202 143V145L200 146V144ZM12 143H14V144H12ZM150 143L152 144L151 146L153 147L154 146V148H152V147H150ZM172 143V144H171ZM212 143V144H211ZM226 143H228V144H226ZM258 143H259V140H258ZM8 144H10V145H8ZM173 144H174V147H173ZM214 144V145H213ZM233 144V145H232ZM29 145V146H28ZM158 145V147L159 148H156V146ZM171 145V146H170ZM211 145V146H210ZM213 145V146H212ZM1 146H0V148H1ZM167 147V148H165V147ZM175 146L177 147L176 149H175ZM172 147V148H171ZM208 150L209 148V150L207 151L205 148ZM208 147V148H207ZM14 148V149H13ZM18 148V149H17ZM20 148V149H19ZM142 148V149H141ZM148 148V149H147ZM171 148V150H169ZM203 148V149H202ZM9 149V150H8ZM174 149V150H173ZM179 149V150H178ZM215 151L214 153H213V150ZM228 149V150H227ZM14 150H16V151H14ZM155 151V150H157V152L155 153V152H153V151ZM168 150V151H167ZM196 150V151H195ZM204 150V151H203ZM148 151V152H147ZM150 151V152H149ZM159 151V152H158ZM171 151H173V152H171ZM217 151H218V153H217ZM228 151V152H227ZM234 151H235V153H234ZM55 152V153H54ZM153 152V153H152ZM203 152H205V153H203ZM207 152V153H206ZM50 153V154H51ZM152 153V154H151ZM155 153V155L153 156V154ZM158 153V154H157ZM165 153H167V154H165ZM169 153H170V155H169ZM211 153H212V155H211ZM7 154V155H6ZM12 154V155H11ZM55 154V155H54ZM59 154V155H58ZM171 154H173V155H171ZM179 154V155H178ZM218 154H220V155H217ZM236 154H237V156H236ZM261 154V153H260ZM149 155H152L151 157L149 156ZM159 155H161L160 157H159ZM167 155H169V156H167ZM194 155H196V156H194ZM208 155V156H207ZM212 156V158H211V156ZM213 155H215V156H217V157H215V156H213ZM5 156V157H4ZM13 156V157H12ZM33 157V159H30V157ZM155 156L157 157V158H155ZM163 156V157H162ZM15 157V158H14ZM20 157V158H19ZM39 157L41 158V159H39ZM57 157V158H56ZM159 157V158H158ZM165 157V158H164ZM177 158L178 160H176V159H174V158ZM179 157H181L180 159H179ZM214 157V158H213ZM233 157V158H232ZM263 157V158H262ZM9 158H11V159H9ZM37 158V159H36ZM56 158V159H55ZM154 158V159H153ZM161 158V160L159 161V159ZM164 158V160H162ZM173 158V159H172ZM196 158V159H195ZM204 158V159H203ZM227 158V159H226ZM235 158V159H234ZM9 159V160H8ZM16 159V160H15ZM147 159V160H146ZM155 159H158L157 160V163L155 164V165H153V160H154V162H156V160ZM193 159H195V161L193 160ZM217 159H220V161L219 160H217ZM234 159V160H233ZM60 161V162H58V164H60V165H56V163L57 162H55V161ZM150 160V161H149ZM175 160V161H174ZM184 160H186L185 162L187 163V165H186V163L184 162ZM211 160H212V162H211ZM217 162H216V161ZM0 161V162H1ZM7 161V162H6ZM9 161H11V162H9ZM14 161V162H13ZM21 162V164L19 165V163ZM161 161H163V162H161ZM169 161V162H168ZM172 161V162H171ZM192 162V163H189V162ZM5 162V163H4ZM25 162V163H28L30 166H32V167H29V165L27 166V164H23V163ZM30 162V163H29ZM54 162V163H53ZM149 162H152V163H149ZM175 162H176V164L177 165H175ZM178 162V163H177ZM184 162V163H183ZM219 162V164H217ZM35 165H34V164ZM42 163H44V165L42 164ZM147 163V164H146ZM179 163H181L180 164V166L178 165ZM195 163V164H194ZM33 164V165H32ZM38 164H40V167L38 166ZM42 164V165H41ZM136 164H137V162H136ZM157 164H159V165H161V166H159V165H157ZM167 164V165H166ZM183 164V166L181 167V165ZM191 164V165H190ZM196 165V166H198V168L200 169H198L196 166H194V165ZM213 164V165H212ZM233 164V163H232ZM3 165L4 166H8V165H10L9 167H3ZM165 165V166H164ZM175 165V166H174ZM190 165V166H189ZM218 165H220L219 167H218ZM221 165H223V166H221ZM55 166H56V169L54 170V168H55ZM58 166V167H57ZM151 166H153V168L151 167ZM155 166V167H154ZM168 166V167H167ZM180 167V169H179V167ZM184 166H186V167H184ZM192 166H193V169H192ZM214 166H215V168H214ZM34 167H35V169H34ZM37 167H38V169H37ZM42 167H44V168H42ZM160 167V168H159ZM175 167H177L176 169H174ZM188 167H190V168H188ZM221 167V168H220ZM33 168V169H32ZM40 168V169H39ZM59 168V169H58ZM152 169V170H150V169ZM164 168V169H163ZM165 168H167V169H165ZM174 169V171H172V169ZM181 168L183 169V170H181ZM185 168V169H184ZM187 168L189 169L188 171L189 172H186L187 171ZM194 168H196V169H194ZM211 168V169H210ZM224 168V169H223ZM57 169H58V172H57ZM69 169H71V168H69ZM153 169H154V171L156 170V169H160L159 171L158 170H156L155 172L153 171ZM179 169V170H178ZM198 169V170H197ZM214 169H217V171L215 170V172H214ZM223 169V170H222ZM32 170H34V171H32ZM38 170V171H37ZM49 170V171H48ZM164 170V171H163ZM168 170V171H167ZM186 170V171H185ZM195 171V172H197V173H202L203 172V177H200V176H202V175H200V174H195V172L193 173V172H190V171ZM197 170V171H196ZM212 170V171H211ZM220 170V171H219ZM13 171H15V172H13ZM24 171H28V172H26V173H28V174H26ZM33 173H32V172ZM160 171H162V172H160ZM171 171V173H170V176L171 177H174L173 179H174V181H173V179L169 176V172ZM177 171V172H176ZM181 171V172H180ZM184 171V172H183ZM200 171V172H199ZM202 171V172H201ZM220 172V174H218L219 172ZM225 171L228 173V177H226V174H225ZM30 172V173H29ZM37 172V173H36ZM50 172V173H49ZM53 172V173H52ZM152 172V173H151ZM183 172V173H182ZM206 172V173H205ZM224 172V173H223ZM41 173V174H40ZM58 173V174H57ZM159 173V174H158ZM179 173V174H178ZM184 173H186V174H184ZM216 173V174H215ZM2 174V175H1ZM34 175V177H32L33 175ZM39 174V175H38ZM53 176V174H54V176L53 177H51V175ZM57 174V175H56ZM153 174H155L154 176H153ZM168 174V176L167 177H165L166 175ZM175 174V175H174ZM180 174H181V176H180ZM189 174V175H188ZM211 174H213L212 176H211ZM219 175V177H218V175ZM24 175H26L25 177H24ZM50 175V176H49ZM158 175H162V177L161 176H158ZM177 175V176H176ZM184 175H185V177H184ZM198 176V177H196V176ZM205 175V176H204ZM214 175H216V176H214ZM225 176V178L224 177H221V176ZM50 178H49V177ZM191 176V177H190ZM32 177V178H31ZM48 177V178H47ZM154 177V178H153ZM159 178V179H157V178ZM163 177H165V178H163ZM169 177H170V179H169ZM218 179H217V178ZM156 178V179H155ZM162 178V179H161ZM182 178L184 179V180H182ZM191 180H190V179ZM201 180H200V179ZM205 178L207 179V180H209V181H207V180H205ZM28 179H31V180H28ZM35 179V180H34ZM46 179V180H45ZM151 179H153V180H151ZM168 179V180H167ZM177 179H181V180H177ZM197 180V181H195V180ZM217 179V180H216ZM229 179V180H228ZM49 180V181H48ZM56 181L58 184L56 185V182H55V184L54 183H52L51 185L53 186V188H52V186L49 184V183H51V181ZM155 180L156 181H159V182H157V184L158 185H156L155 183ZM163 180V181H162ZM167 180V181H166ZM204 180V181H203ZM220 180V181H219ZM223 180V181H222ZM32 181V182H31ZM60 181V182H59ZM153 181V182H152ZM168 181H173V183H171V182H169L168 183ZM177 181V182H176ZM180 181H182V182H180ZM189 181V182H188ZM218 181V182H217ZM222 181V182H221ZM226 181H227V183L228 184H225L226 183ZM229 181V182H228ZM34 182L35 183H37V185L36 184H34ZM150 182H152V183H150ZM155 182V183H154ZM163 182V183H162ZM190 182H191V185H190ZM207 182V183H206ZM217 184H216V183ZM3 183V184H2ZM47 185H46V184ZM60 183H62V185L60 186ZM153 183H154V185L155 186H157V187H155L154 185H153ZM176 185H175V184ZM178 183H179V185H178ZM183 183H185V184H183ZM188 183V185L186 186V184ZM262 183V185L260 186V184ZM8 184H10V185H8ZM22 184V185H21ZM160 184V185H159ZM163 184H165V185H163ZM168 184H169V186H168ZM182 184H183V186H182ZM196 184H198V185H196ZM207 184H208V186H207ZM216 184V185H215ZM223 184V185H222ZM230 184H232L231 186H230ZM46 185V186H45ZM65 186V188L64 189H62L64 186ZM171 185H173V186H171ZM190 185V186H189ZM248 185V186H247ZM48 186V187H47ZM58 186H60V187H58ZM151 186H154V187H151ZM162 186V187H161ZM163 186H165L164 187V189H167V191H166V193H165V191H164V194H163V191H162V189H163ZM171 186V187H170ZM185 186V187H184ZM197 186V187H196ZM214 186V187H213ZM221 186V187H220ZM222 186H224V187H222ZM19 187V188H18ZM180 187V188H179ZM181 187H183V188H181ZM199 187V188H198ZM216 187V188H215ZM233 187V188H232ZM263 187V188H262ZM28 188V189H27ZM153 188V189H152ZM155 188H156V190H155ZM158 188V189H157ZM160 188V189H159ZM168 188H169V190H168ZM172 188V189H171ZM186 188H187V190H186ZM189 188H191V189H189ZM219 188V189H218ZM48 189V190H47ZM60 189H62V190H60ZM177 191L178 192V190H179V193H177L176 192V194H178L179 196H177V195H175V191ZM180 189H181V191H180ZM198 189H200L199 191H198ZM209 191H208V190ZM47 191V193L46 192H44V191ZM158 190V191H157ZM159 190H161V191H159ZM174 191V192H172V191ZM212 190V191H211ZM224 192H223V191ZM230 190V191H229ZM49 191H50V193H52V195L49 193ZM51 191H53V192H51ZM153 191V192H152ZM157 191V192H156ZM214 191V192H213ZM217 191V192H216ZM218 191H220L219 193H218ZM226 191H228V192H226ZM36 192V193H35ZM63 193V195H62V193ZM65 192H66V194H65ZM154 192H156L157 193V195L154 193ZM160 192H162V194H159L158 195V193H160ZM168 192V193H167ZM169 192H171V193H169ZM183 192V193H182ZM206 192V193H205ZM12 193V194H11ZM45 193H46V195H45ZM57 193H58V195H57ZM181 193H182V197L180 196L181 195ZM188 195H187V194ZM211 195H210V194ZM212 193H213V196H212ZM226 193H228V194H226ZM29 194V195H28ZM50 194V195H49ZM55 194V198L53 197V195ZM153 194H155V195H153ZM165 194H170V196L172 197V199L173 200H171L170 198V196L169 195H166V197H165ZM173 194H174V196H176L177 198H178V201H177V198H174V196H173ZM184 194H186V195H184ZM194 194H195V196H194ZM205 194V195H204ZM215 194V195H214ZM223 194H225V195H223ZM10 195V196H9ZM45 195V196H44ZM50 197H48V196ZM68 195V196H67ZM164 197H163V196ZM191 195H193V196H191ZM210 195V196H209ZM217 195H219V197L217 196ZM227 195H228V197H229V195H231L229 198L227 197ZM252 195V196H251ZM261 195V196H260ZM41 196H43V197H41ZM156 198H155V197ZM159 196H160V199H158L159 198ZM161 196H162V198H161ZM188 196V197H187ZM199 196V197H198ZM215 196H217V197H215ZM222 196H224V197H222ZM233 196V197H232ZM254 196V197H253ZM263 196V197H262ZM21 197V198H20ZM35 197V198H34ZM40 197V198H39ZM46 197V198H45ZM48 197V198H47ZM57 197V198H56ZM59 197H62V198H60L61 199V201L63 202H60L59 203ZM65 197V198H64ZM152 197L154 198V199H152ZM186 198L187 200H185L184 198ZM211 197V198H210ZM47 199V202H48V199H49V203H47V205L48 206H46L45 204H46V200H45V203H44V200L43 199ZM64 198V201L62 200ZM68 198V199H67ZM164 198H165V200H164ZM200 198V199H199ZM203 198H205V199H203ZM217 198H219V199H222V200H219V199H217ZM226 198H228V200L226 199ZM253 198H254V201H253ZM262 200H261V199ZM34 199V203H33V201L32 200ZM37 199V200H36ZM51 199V200H50ZM176 200V202H178V203H176V202H174L175 200ZM182 200V202L181 203H179L181 200ZM195 199V200H194ZM32 202H31V201ZM41 200H42V202H41ZM53 200V201H52ZM59 200V201H58ZM155 200V202H153ZM158 202H160L162 205H160V203H158ZM161 200H164V201H166V202H164L165 203V205H164V203L161 201ZM180 200V201H179ZM259 200V201H258ZM23 201V202H22ZM35 201H37V202H35ZM57 201H58V203H57ZM171 203L172 201H173V203H174V206H173V204L171 203V205H170V203ZM185 201V202H184ZM187 201V202H186ZM188 201H189V203H190V205H189V203H188ZM192 203H191V202ZM194 201V202H193ZM214 201V202H213ZM223 201H224V203H226L227 201V205L226 204H224L223 203ZM233 202V204H238V205H236V206H238L237 208H233L232 207V202ZM257 201V202H256ZM260 201H261V203H260ZM6 202H8L7 204H6ZM53 203V206H52V203ZM157 202V203H156ZM197 202V203H196ZM220 202V203H219ZM9 203H11V208H10V204ZM33 203V204H32ZM44 203V204H43ZM155 203V204H154ZM169 203V204H168ZM182 203H183V205H182ZM194 203H195V206H196V204H197V206L195 207L194 206ZM204 203H206L205 204V208H203L204 206ZM207 203H209V205H208V207H207ZM253 203H254V205H253ZM258 203V204H257ZM157 204H158V207H160V206H162V208H160L161 209V213H162V211H163V213H164V215H166L165 217H163L164 215H162L160 212H159V208L157 207ZM181 205V207H179L178 205ZM187 204V205H186ZM199 204V205H198ZM243 204H246L247 206H245V205H243ZM262 204V205H261ZM31 205V206H30ZM51 205V206H50ZM153 205H156V206H154L153 207ZM175 205H176V207H175ZM226 205V206H225ZM235 205H233L234 207H235ZM5 206H6V208H5ZM24 206V207H23ZM46 206V207H45ZM56 206V207H55ZM163 206H164V208H163ZM184 206V207H183ZM200 206V207H199ZM211 206H213L214 207V209H215V211L213 210V209H211V208H213V207H211ZM215 206H217V207H224L223 209L222 208H219L218 210H217V208H215ZM229 206H230V208H229ZM28 207H30L31 209H28ZM35 207V208H34ZM41 207V208H40ZM47 207H48V209L50 208V210H48L47 209ZM167 207H173L174 208V210H176V211H178V212H176L175 211V214H174V216H173V213H174V210H173V213H171L170 212V208H167ZM184 208V210L183 211H181L183 208ZM207 207V208H206ZM37 208V209H36ZM40 208V209H39ZM133 208H134V205H133ZM156 208H157V210H156ZM167 208V209H166ZM182 208V209H181ZM10 209V210H9ZM23 209V211H21ZM44 209V210H43ZM153 209H155L156 211H153ZM165 209H166V213L167 214H165ZM180 209V210H179ZM194 209V210H193ZM227 209H228V211H227ZM232 209H235V211L237 210V212H234ZM255 209H256V211H255ZM4 210V211H3ZM41 210V211H40ZM48 210V211H47ZM187 210H188V212H187ZM222 210V211H221ZM230 210H232V211H230ZM262 210H263V213H262ZM6 211V212H5ZM31 211H33L32 212V214H31ZM34 211H36L37 213H35ZM172 211V210H171ZM204 211V212H203ZM206 211V212H205ZM208 211H210V212H208ZM242 211V212H241ZM258 211H260V212H258ZM3 212V213H2ZM29 212V213H28ZM133 212V213H132ZM156 212V213H155ZM159 212V213H158ZM168 212H170V214L168 215ZM180 212V214L178 215V213ZM199 212H201V216H200V213ZM216 212V213H215ZM1 213L3 214V215H1ZM39 213H40V215H39ZM51 213H52V215H51ZM177 213V214H176ZM188 215H187V214ZM202 213H203V215H202ZM206 213V214H205ZM211 215H210V214ZM231 213V214H230ZM242 213H243V215H246V217L244 216L243 217V215H242ZM259 213H260V218H259ZM132 214V215H131ZM138 214V215H137ZM140 214V215H139ZM158 214L161 216V218L163 217V220L165 219V221H162V219L160 218V216H158ZM172 214V215H171ZM184 215V214H186V215H184V218H183V216L182 215ZM209 214V215H208ZM228 214V215H227ZM240 214V217L238 218V215ZM26 215V216H25ZM35 215L37 216L36 218H35ZM143 215H146V217H144ZM171 215V216H170ZM205 215V216H204ZM215 216V217H213V216ZM231 215V218H229L228 216H230ZM2 216V217H1ZM22 216H25V217H27L26 218V221H25V217H24V219H23V217ZM59 216H62L63 218H66V219H64L62 222L64 223V226L62 225V223H60L61 221H56V220H54L53 218L55 217V218H59ZM133 216H136L137 217V219H136V217H135V219H134V217ZM144 217L145 218V220L146 219H148V221H147V223H146V221L144 220V218H141V220H139V218L138 217ZM172 216L176 219V222H172L171 220H173V221H175V219H173L172 218ZM186 216H189V220H188V217H186ZM191 216V217H190ZM211 216V217H210ZM31 217H34V218H32V219H30ZM50 217V218H49ZM53 217V218H52ZM179 217H182L181 218V220H180V218ZM237 217V218H236ZM158 220H160L159 222L160 223H158L157 224V219ZM169 218H172V219H169ZM201 218V219H200ZM242 220H241V219ZM21 219V220H20ZM22 219H23V221L24 222H26V223H24V222H22ZM30 219V220H29ZM33 219H35L36 221V223H33V225H32V221H33ZM47 219V220H46ZM49 219V220H48ZM52 219V220H51ZM170 220V221H168V220ZM183 219V220H182ZM186 219V220H185ZM252 219V220H251ZM65 220L66 221H68V222H65ZM177 220H178V223H180L179 224V226H183V224H184V226L182 227H178V223H177ZM196 220H197V222H196ZM215 220H216V222H215ZM29 221H30V224H28L29 223ZM52 222V223H54V224H51V223H49V222ZM133 223H132V222ZM136 221H139V222H136ZM144 221V222H143ZM180 221V222H179ZM187 221H190V222H187ZM200 221V222H199ZM212 221H213V223H214V225L215 224H217V226L215 225H213V223H212ZM243 221V222H242ZM17 222V223H16ZM34 222V221H33ZM141 222H142V224H141ZM163 222H165V223H163ZM166 222H167V224H166ZM195 223V225H194V223ZM228 222H229V224H228ZM249 222V223H248ZM5 223H6V225H5ZM48 223V224H47ZM131 223V224H130ZM135 223V224H134ZM140 223V224H139ZM175 225L176 223V225H175V227H176V229H175V227L173 226V224ZM9 224V225H8ZM18 224V225H17ZM27 224V225H26ZM37 224V225H36ZM132 224H134V225H132ZM164 224V225H163ZM188 224H190L191 226H188ZM197 224V225H196ZM206 224V225H205ZM212 224V225H211ZM16 226L15 228H14V230H13V227L14 226ZM36 225V226H35ZM46 225H47V227H46ZM60 225V226H59ZM66 225V226H65ZM131 225V226H130ZM146 225H148V227L145 226ZM161 225V226H160ZM167 225H169L168 227H167ZM193 225H194V227H193ZM222 225V226H221ZM226 225H227V227H229L228 229H226L227 227H226ZM6 226V227H5ZM26 228H24V227ZM30 226V227H29ZM51 226V227H50ZM61 226H63V227H61ZM67 226H68V230H66L67 229ZM137 226H139V227H141L142 226V228L143 229H145L146 230V232H144V234H143V232H142V228H141V230L139 229V227H137ZM144 226V227H143ZM174 228V229H172V227ZM185 226H188V229H187V227H185ZM210 226H211V228H210ZM257 226V227H256ZM260 226V227H259ZM5 227V228H4ZM19 227H21V228H19ZM23 227V228H22ZM35 227V228H34ZM44 227V228H43ZM49 227H50V229H49ZM59 227V228H58ZM65 227H66V229H65ZM134 227H136V228H134ZM171 227V229H170V232L172 231V232H174V233H169V232H167V234L165 233L166 231H169V229L168 228H170ZM192 227H193V229H192ZM214 227V228H213ZM2 228H4V230H2ZM56 228V229H55ZM57 228L58 229H60V230H57ZM63 228V229H62ZM132 228H133V230L135 231H133L132 230ZM148 228V229H147ZM158 228V229H157ZM159 228H160V230H164V233H165V235L166 236H168L172 241H171V243L169 242V240H168V237L167 238H165V241H163L164 240V237H165V235H164V233L162 232V231H160L159 230ZM161 228H163V229H161ZM179 228H182V230H180ZM196 230H195V229ZM210 228V229H209ZM222 228V229H221ZM232 228H233V230H232ZM258 228V229H257ZM35 231H37V233H35L34 232V230ZM37 229V230H36ZM40 229V230H39ZM136 229V230H135ZM167 229V230H166ZM179 229V230H178ZM183 229H185V231L187 232V234H186V232L183 230ZM187 229V230H186ZM192 229V230H191ZM198 229H199V231L201 232H199L198 231ZM216 229H217V231H216ZM253 229V230H252ZM259 229H260V232H259ZM261 229H263V230H261ZM2 230V231H1ZM50 230H51V232H50ZM55 230H57L58 232H56ZM62 230H63V232H62ZM66 230V231H65ZM140 230L141 232H142V234H139V232L138 231ZM144 230V231H145ZM148 230V231H147ZM166 230V231H165ZM191 230V231H190ZM194 230V231H193ZM162 232V233H160V232ZM189 231V232H188ZM205 231V232H204ZM215 231H216V233H215ZM263 231V232H262ZM14 232V233H13ZM63 233V236L61 235L62 233ZM175 232H177V234L179 233V235H181L182 237L180 238V236L178 235H175L176 233ZM191 232H193V233H191ZM196 232V233H195ZM212 232H214L215 234L213 235V233ZM44 233H46V234H48V233H50V235L48 234L47 236H45L44 235ZM59 233V234H58ZM65 233H66V235H65ZM134 233H136L135 234V236H134V234L132 235V234ZM149 233V234H148ZM180 233H182V234H180ZM191 233V234H190ZM210 233V234H209ZM40 234V235H39ZM128 234V235H127ZM149 235V237H148V235ZM195 234H197V236L199 237V239H198V237L197 236H194ZM203 234H206V236L205 235H203ZM217 234V235H216ZM259 234H261V235H259ZM54 235H56V236H54ZM60 235V236H59ZM126 235V236H125ZM131 235H132V237H131ZM141 235V237H138V236H140ZM142 235H143V237L145 236V239H147V238H149V239H147V240H145L144 238L143 239H141L142 238ZM162 235H164V237L162 236ZM187 235V236H186ZM200 235L202 236V239H201V237H200ZM14 238H13V237ZM44 236H45V238H44ZM52 236H54L53 237V239H52ZM65 236V237H64ZM158 236H159V238H158ZM161 236H162V238H163V240H162V238H161ZM173 236H175L173 239H172V237ZM176 236H177V238H176ZM21 237V238H20ZM32 237V238H31ZM61 237V238H60ZM134 237H136V238H134ZM147 237V238H146ZM204 237V238H203ZM214 237H216V239L214 238ZM20 238V239H19ZM34 238V239H33ZM58 238H59V240H58ZM128 238V239H127ZM130 238H132V239H130ZM139 238H140V240L141 241H139ZM188 238V239H187ZM189 238H193V240H190ZM194 238H195V240H194ZM16 239H18V241L16 240ZM42 239V240H41ZM43 239H44V241H43ZM48 239V240H47ZM159 239V240H158ZM183 239V244H185V245H183L182 243H181V240ZM213 239V240H212ZM215 239V240H214ZM62 240V241H61ZM123 240V241H122ZM138 240V241H137ZM146 241V244H145V241ZM158 240V241H157ZM160 240H162V241H160ZM188 240V242H186ZM233 240H234V242H233ZM15 241H17V242H15ZM39 241H40V243H39ZM52 241H53V243H52ZM143 241H144V243H143ZM173 241H174V244H173ZM177 241H178V243H177ZM193 243H192V242ZM197 241H198V245H197ZM236 241V242H235ZM18 242H19V244H20V242H21V245H19L18 244ZM48 242H49V244H48ZM65 242H66V240H65ZM122 242H123V244H122ZM134 242H136V243H134ZM159 242H162V243H159ZM163 242H165V243H163ZM166 242H169L171 245H168V243H167V245H166ZM175 242H176V244H177V248H176V244H175ZM223 242H224V244H223ZM230 242H231V244H230ZM16 243H17V245H16ZM44 245H43V244ZM131 243H133V245L131 244ZM138 243H141V246L143 247V249L142 250H145L146 249V247H147V245L148 244H150L151 245V248H152V246H153V248H152V250L150 249V252H148L147 251V253L148 254H146V258L144 257L145 256V253L143 254L142 252H146V250L145 251H142L141 250V252H140V249H141V247H140V245H138ZM191 243L193 244V246H195V247H193V246H191ZM195 243V244H194ZM208 243V244H207ZM219 243V245H216V244H218ZM40 244V245H39ZM166 245V247H168V248H164V246L163 245ZM180 244V245H179ZM188 244V245H187ZM39 245V246H38ZM127 245H129V247L127 246ZM137 245V246H136ZM160 245H162V247L160 246ZM173 245H175V247H171V246H173ZM183 245V246H182ZM213 245V246H212ZM9 246V247H8ZM22 247V249H24L23 251H25V252H21V247ZM37 246V247H36ZM54 246H56V249H55V247ZM72 246L73 245H71V246H68L67 247V249L68 250H72ZM135 246V247H134ZM149 246V245H148ZM179 246V247H178ZM182 246V247H181ZM191 248H190V247ZM200 246H202V247H200ZM224 246L226 247V249L224 248ZM233 246V247H232ZM15 247V248H14ZM36 247V248H35ZM40 247V248H39ZM42 247H44V248H42ZM58 247V248H57ZM138 247V248H137ZM169 247H171V249H173L174 250V248L175 249H177V251L176 250H174L175 252H172L173 250H170L169 249ZM214 247V248H213ZM7 248V249H6ZM8 248H10V250L8 249ZM18 248H19V251H18ZM35 248V249H34ZM62 248V247H61ZM138 249V251H137V249ZM160 248H164V249H162V251L163 250H165V253L164 252H161V250L159 251V250H157V249H160ZM184 248V249H183ZM188 248V249H187ZM195 248V249H194ZM219 248V249H218ZM227 248H230V249H228L227 250ZM260 248H261V251H260ZM1 249H3V250H1ZM34 249V251H32ZM38 249V250H37ZM54 249H55V251H54ZM180 249H183L182 251L180 250ZM190 249V250H189ZM231 249L233 250L232 252H231ZM13 250V251H12ZM53 250V251H52ZM125 250H127L126 252H125ZM133 250H135V252H133ZM166 250H167V252L168 253H166ZM170 251V254H169V251ZM193 250H197L196 252L194 251V253H193ZM199 250H200V252H199ZM29 251H32L31 253L33 254L34 253V255H32ZM36 251L37 252H39V253H37L36 254ZM46 251H47V253H46ZM136 251L137 252H139L138 254L136 253ZM179 251V252H178ZM191 251H192V253H191ZM214 251V252H213ZM236 251V252H235ZM20 253V254H18V255H16L17 253ZM41 252L42 253H44V256H43V254L41 255ZM55 252V254L56 255H54L53 253ZM129 252V253H128ZM131 252H133V256L134 257H132V255H130V253ZM158 252H160V253H158ZM184 252H185V255H186V253H187V256H184V257H186V258H183L182 256H181V254H184ZM189 252V253H188ZM215 252H218L219 254H217L216 253V255H215ZM225 252V253H224ZM24 253H25V255L27 256H25L24 255ZM235 253H237V254H235ZM69 254H70V252L69 253H67L66 254V256L62 259V264H70V262L72 261L71 259H70V256H69ZM122 256H121V255ZM123 254H128L127 256L125 255L124 257H123ZM132 254V253H131ZM141 254H143L144 256H142ZM151 254V255H150ZM158 254L160 255V256H158ZM174 256H173V255ZM179 254H180V257H179ZM225 254H226V256H225ZM15 256H17V257H15V259H14V257ZM24 257H23V256ZM36 255V256H35ZM139 257L140 256V258H138L137 259V257ZM147 255H149V256H147ZM166 255V256H165ZM177 255V259H175L176 256ZM206 255V257H203V256H205ZM259 255H260V258H261V260H260V258H259ZM7 256V257H6ZM18 256H20V257H18ZM29 256V257H28ZM33 256H35V257H33ZM141 256H142V258H144V259H142L141 258ZM171 257L170 259L169 258H167V259H165L166 257ZM193 256V258H190V257H192ZM202 256V257H201ZM8 257H10L8 260H6ZM23 259H22V258ZM36 257H39V258H36ZM123 257V258H122ZM127 257H130V258H128L127 259ZM136 257V258H135ZM149 257V258H148ZM152 257V258H151ZM172 257H174L173 259H175V262H174V260L172 259ZM217 257H218V259L219 260H221V261H218V259H217ZM224 257H226V258H224ZM233 257V258H232ZM18 258H20V259H18ZM33 258H36L35 260L33 259ZM52 258V259H51ZM70 260H69V259ZM162 258H164V259H162ZM178 258L181 260V262H179L180 260H178ZM191 260V261H189V259ZM210 258V259H209ZM223 258H224V260H223ZM229 258V260L228 261H226L227 259ZM3 259V258H2ZM2 259H0V264H5V262L3 263L1 260ZM146 259V261H143V260H145ZM149 259V261H147ZM160 259V261H158ZM187 259H188V263H187ZM198 259V260H197ZM205 259V260H204ZM216 259V260H215ZM3 260V261H4ZM20 260V261H19ZM25 260V261H24ZM32 260V262L33 263H31L30 261ZM36 260H37V262H36ZM53 260H55V261H53ZM65 260H66V262H65ZM162 260V261H161ZM176 260H178V261H176ZM193 260H197V262H195V261H193ZM200 260V261H199ZM208 260H210V261H208ZM213 260H215V261H213ZM259 260V261H258ZM138 261V262H137ZM165 261H167V262H165ZM172 263H171V262ZM186 261V262H185ZM192 261H193V263H192ZM232 261H234L233 263H232ZM25 262V263H24ZM50 262V263H49ZM95 262H96V260H95ZM94 262V263H95ZM122 262V263H121ZM136 262V263H135ZM150 262V263H149ZM178 262V263H177ZM202 262H204V263H202ZM225 262V263H224ZM259 262H261V263H259ZM96 264V263H95Z\"/></svg>","mask_w":264,"mask_h":264}]
</instances>
